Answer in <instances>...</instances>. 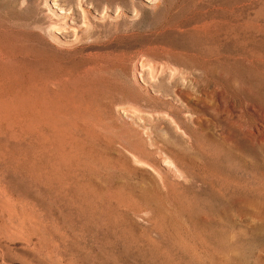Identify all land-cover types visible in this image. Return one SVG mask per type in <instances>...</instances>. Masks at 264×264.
<instances>
[{
	"label": "rangeland",
	"instance_id": "rangeland-1",
	"mask_svg": "<svg viewBox=\"0 0 264 264\" xmlns=\"http://www.w3.org/2000/svg\"><path fill=\"white\" fill-rule=\"evenodd\" d=\"M83 13H84V16L86 14V17H84V21L86 23L83 22V18H82ZM1 21H3V22H1ZM0 23L1 24L3 23L2 25L0 24V26H1L0 30H2V31H0V33L2 32L1 33L2 35L0 34V38L2 37L0 39V49L5 53L10 54L11 60H12L11 63L0 66V70H1V72L5 73V74H10L11 75L10 78H12V79L15 78L14 82H15V80H17L15 82V84L18 86H16L15 89L17 92L19 89V95H20V93L25 92V90H26V94H28V95L29 94L32 95L33 93L36 94V91H38V88L39 89L44 88L45 90L49 89L48 92L50 93V91L53 90L55 87L49 84L50 88H48L44 85V82L45 83H51V82H53V80H56V79L59 80L58 78H60V80L63 78L66 79L68 76V78H67L68 81L71 80V81H76L75 83H78V84H76L77 87L75 86V88L79 91L78 92L79 94L77 95L76 100H78L82 105L84 104V105L91 106V104H92L93 105L92 107H94V106L97 107L98 112L103 113V115H105L107 117H112L113 115L116 116L115 109L116 108L118 109V107L120 106V103L122 104V100H124L126 98H127L126 100H128L130 97V99H132L130 102H132V101L133 102L129 103L128 105L133 104L135 102H136L135 103L136 105H133V107H134L133 109L127 108V110L128 109L130 110V112H129V110L127 111V110L122 109V108H126L128 105L122 104V107H119L120 110L118 109L119 114H121V116L124 119L131 122V125L136 126V127H138L137 125H139L138 129L141 131V133H143L144 137L147 139V142H148L147 149L149 152H151L152 149L155 150V148H159V149L161 148V149H164L165 151L171 153L172 154V155L170 154L171 157L174 158L173 160H175L177 162L180 171H182V172L177 171V169L174 167L173 164L168 165L164 160L161 159L162 156L155 154V157H154V155L152 153H149L147 151V149H146L147 153H145V156H146V154H148V155L145 158V161H148V163L138 162L137 164H139V165H137L136 162L130 163L129 158L131 157L130 156L131 154H129V158H128V153L126 152L127 150H126L125 146H123L124 144L122 142L117 141L118 136L122 135L119 127L116 126L113 122L110 123L108 120L105 121L106 124L104 123V121L102 122V125L103 126L105 125L104 127H102V130H100L101 127H99L101 124H98V127H97V126H94V124H96L95 121H93L91 119H89V120L87 119L86 121L89 122V123H87L85 120L80 119V118L76 122L73 121V123H70V124L69 123L64 124L61 122H58L59 124L54 123L55 126L53 128H52L53 123L51 121H49L51 124H49V122L47 120H46L47 122L46 121H36V122L33 121L35 123L37 130L35 129V126L34 127L32 126L31 123H33V122H25L22 124L19 123V126H18V124L17 125L16 124H10L9 125L7 123H4V124L1 123L2 125L0 124L1 125L0 126V138H1L0 139V149H1L0 150V155H1L0 156V169H1L0 170V191H2L4 194V200L7 203V206H5L0 200V264H51L49 261L50 260L53 261V255H58L62 259L65 258V260L63 259L65 262L64 264H68V263L69 264H264V192H263L264 191V158H263L264 157V154H263L264 153V139H263L264 134H261L262 131L264 133V125H263L264 124V119H263L264 118L263 117L264 116L263 115L264 114L263 113V111H264V0H0ZM87 23L91 24V27H88ZM53 25H54V27H53ZM50 26H51V30L49 29ZM18 33L20 35L22 34L21 36L24 38H22ZM35 33H37L38 35ZM47 33L50 37L47 35ZM11 34H13L12 36H15V37H11ZM8 35H10V36H8ZM18 35H19V37H17ZM20 38H21V40H20ZM36 38H37V40H36ZM39 38H42V40ZM49 38H51V39H49ZM22 39H23V42H22ZM46 40H48V41H46ZM15 41H16L17 45H16ZM50 41H51V43H50ZM27 42H29V43H27ZM31 42H32V44H31ZM13 43H15V44H13ZM21 43H23V44H21ZM38 43L40 44L39 46H38ZM42 43H43V45H42ZM51 44L53 46H55L54 48L52 47L53 50L51 48V46H52ZM42 47L44 49H46V47H47L48 50L47 49L43 50ZM15 48L17 50L19 49L18 50L19 52ZM34 48H37V49H34ZM22 49H23V51H22ZM38 49L39 50L41 49V50L38 51ZM49 49L51 50V52L49 51ZM15 50L17 51V53ZM42 50L45 52H43ZM70 50H71V53H70ZM54 51L56 53H58V54L60 53V54L56 55V53ZM82 51H83V54L85 53V55L82 54ZM73 52H74V54H73ZM77 52H78V54H77ZM14 53L17 55H14ZM68 54H72V56H69ZM75 54H77V55H75ZM80 54L82 56H80ZM22 55H23V57H22ZM44 55H46V56H44ZM54 55L56 57H54ZM88 56H90V57H88ZM42 57H44V58H42ZM28 58H30V59H28ZM54 58H57V59L55 60ZM91 58H94L95 60L91 59ZM64 59L67 61L64 62V64L62 65L63 61H65ZM35 60L37 62H35ZM53 60H55L57 62H54ZM60 60H62V61H60ZM88 60H89V63H91V64L88 63ZM59 62H60V64H59ZM69 62H71V63H69ZM22 64H24V65H22ZM95 64H97L98 66ZM99 64H101V65H99ZM38 65H40V66H38ZM59 65L60 66L62 65L61 68ZM67 65L68 66L72 65L73 68L70 69V67L68 68ZM48 66H49V68H48ZM84 66H85V68H84ZM94 66H96V67H94ZM155 66H157V67H155ZM165 66H166V68L164 69ZM57 67H58V69H57ZM62 68H63V70H62ZM93 68H96V69H93ZM135 68L138 70L136 71ZM155 68H157V69H155ZM26 69H27V71H26ZM28 69H30V70H28ZM90 69H92V70H90ZM89 70H90V72H93V71L97 72V70H98L99 73L97 72L95 74L93 72V74L90 75V73H88ZM101 70H102V72H101ZM149 70L155 71L156 83H155V81H152L150 79V76L148 74ZM174 70L176 71V73ZM39 71H41V72H39ZM46 71H47V73H46ZM51 71H53V72H51ZM54 71H56V72H54ZM60 71H62L64 73V75ZM78 71H80V72H78ZM172 71H173V76H174V77H172V79L174 82L171 79H169L170 76H168V74ZM21 72L22 73L24 72V73L22 74ZM31 72H33V74H31ZM85 72L88 73V74L86 73L87 76H85L86 75ZM34 73L36 75H34ZM53 73L54 74L56 73L57 77H55L56 74L54 75ZM102 73H103V75H102ZM180 73H181V75H180ZM29 74H31V75L29 76ZM37 74H39V75H37ZM78 74H80V75H78ZM131 74L136 76L135 77L136 79H134L135 88H133V89L131 87L132 81L130 80ZM170 74H172V73H170ZM33 75H34V77H33ZM52 75H53V77H52ZM70 75H71V78H69ZM113 75L115 77H113ZM118 75H121V76H119V78H118ZM76 76H78V77H76ZM79 76H81V77H79ZM83 76H84V78H83ZM92 76L97 77V79L93 78V80H92V78H91ZM148 76H149V78H148ZM179 76H181V77L184 76L185 78L184 77L181 78ZM24 77H26L27 79ZM43 77H44V79H43ZM86 77L87 78L90 77L91 80L90 79L87 80ZM112 77L115 78L114 83L117 81L118 84H117V82H116V84L113 83V80H111ZM164 77H166V78H164ZM167 77H168V79H167ZM41 78H42V80H41ZM45 78H47V79L49 78L48 79L49 81ZM85 78L87 81L84 80ZM108 78H109V82H108ZM94 79H96L97 81L96 80L94 81ZM98 79H99V82H98ZM101 79L102 80L104 79V80L102 81ZM119 79L122 81H120ZM161 79L162 80L165 79V80L162 81ZM176 79L179 82H177ZM188 79H190V80H188ZM28 80H29V82H27ZM123 80H125V81L127 80L126 83H125V81L123 82ZM166 80H168V82H170V84H172V85L174 84V86H172L170 84H165ZM18 81H20V82L23 81V82L21 83V85H19L20 82H18ZM88 81H89V83L90 82L91 83L90 84L87 83ZM159 81L161 82L160 85H159V83H157ZM181 81H182V84H181ZM31 82H33V83H31ZM39 82L40 83L42 82V83L39 84ZM119 82L121 85L119 84ZM153 82L155 84H153ZM162 82H163V85H161ZM108 83H110L109 86H108ZM25 84H27V85H25ZM91 84L93 86H91ZM100 84L102 86H100ZM7 85L12 86V84L9 82L8 84L7 83L2 84V87L4 86L5 88H7L8 87ZM38 85H41V86L38 87ZM154 85H156V87ZM85 86L87 89L85 88ZM116 86L118 89L120 87L119 91L117 88H115ZM4 87L2 88V90H0V96L3 95L2 96L3 100L10 102L6 98V96H4V94L2 92V91H4ZM12 87H14V85ZM23 87H25V89ZM90 87H91V89H90ZM128 87L130 90L128 89ZM20 88H22L23 90H21ZM26 88H28V90ZM36 88H37V90L35 91ZM70 88H71L70 86L65 87V90L67 91V92L66 91L65 92L66 93L70 92V90H71ZM98 88H99V90H98ZM29 89L30 90L32 89V90L30 91ZM123 89L126 90V92H127V93L125 92V95L123 94L124 93ZM28 91H30L31 93ZM92 91H94V93H92ZM105 91H107V93ZM129 91H133V92H129ZM109 92H111V93H109ZM108 93L110 95H108ZM177 93L179 95H177ZM120 94L123 96L122 100H121L122 97ZM131 94L133 95V98L131 97L132 96ZM139 94H140V96H139ZM134 95H135V97H134ZM113 96H115V98ZM143 96H144V98H143ZM192 96H194V97L196 96L195 98L193 97L195 100L192 98ZM100 97H101V99H100ZM198 97L200 98V101H202L201 103H199L200 101L196 102ZM105 98H106V101H105ZM209 98H210V100H209ZM215 98H216V101L214 100ZM93 99H95V101H93ZM85 100H86V102H85ZM92 101H93V103H92ZM110 101L111 102L114 101V102L111 103ZM142 101H143V104H142ZM185 102H186V104H185ZM188 102H190V104ZM214 102L217 104H215ZM150 105H151V107H150ZM140 106H142V107H140ZM187 106L189 108H191V111H188L184 108ZM203 106H204V108H203ZM217 106H219V107H217ZM233 106H234V108H233ZM106 107H108V108H106ZM143 107H145L147 109L146 111H145V109H143L145 112L142 111V109H140ZM211 107H212L213 111H212ZM240 107L243 109H241ZM238 108H240V109L238 110ZM162 109L163 110L164 109H166V110L172 109L173 111H176V112H179L180 110L184 111L181 114V117L183 116V118H184L183 121H184L185 128L187 127L186 132L188 134L185 135L183 139H179V141H178V139H175V137H164V136H161L160 134H158L159 133L158 129L160 127L168 125L167 120L169 119V117H167V118L165 117L166 113H161V112H163ZM216 109H217V111H215ZM110 110H111V112H110ZM133 110L137 113L139 112L140 114L139 113L138 114L132 113V112H134ZM152 110H154V117H158V119L155 118V120H154ZM223 110H224V112H223ZM149 111H151V113H149ZM105 112H106V114H104ZM142 112H144V113H142ZM188 112L190 113V116H189ZM239 113H240V115H239ZM148 114L150 115L151 118H153L154 121H150L152 119L149 118ZM217 114L220 116L218 117ZM259 114H260V116H259ZM230 115L234 116L235 118L231 117ZM141 116L143 118H140ZM249 116H251V117H249ZM161 117L162 118L165 117L167 120L165 121V118L162 119ZM190 117H193V118H190ZM246 118H248V119L246 120ZM142 119H144V120H142ZM190 119H192V120L190 121ZM228 119H230V120H228ZM80 120H82V122H80ZM159 120H161V121H159ZM199 120H201V121H199ZM90 121H92V122H90ZM240 121H242V124H244V125H242ZM243 121H244V123H243ZM198 122H200V123H198ZM26 123H27V125H26ZM237 123H238V126H237ZM239 123L244 127L239 125ZM36 124H38V125H36ZM46 124L47 125L49 124V126H46ZM71 124H72V126H71ZM75 124H76V126H74ZM77 124H78V127H77ZM155 124L156 125L159 124V125L155 126ZM223 124L226 126H224ZM247 124H249L250 126ZM251 124L253 125V127H251L252 126ZM13 125L16 127L15 130H14L15 127ZM57 125H59V126H57ZM69 125H70V127H69ZM123 125L124 124H121V126H123ZM28 126H29V128H27ZM89 126L90 127L92 126V127L89 128ZM143 126H144V129H142ZM232 126H234V127L232 128ZM245 126L247 129L245 128ZM5 127L8 129H6ZM123 127H125V125ZM196 127L199 129H197ZM250 127L252 128L253 131L250 130L251 129ZM2 128H4L5 130L3 129L4 130L3 131ZM26 128L30 132L25 133V131H27ZM32 128H34V129H32ZM64 128L66 129L65 130L66 133H67V131L70 133H74V130L76 128L81 129V130L79 131L77 129L79 135H77V130H75L76 135L70 134V133L65 134V132L62 131V129L64 130ZM107 128H108V130H107ZM225 128H226V130H224ZM242 128L244 130L241 131ZM258 128L260 129L259 132H258V130H259ZM17 129L20 130L21 132L20 131L16 132ZM42 129H44V130H42ZM49 129H51L53 131L50 130L51 131V133H50ZM97 129H98V131H96ZM191 129H193V130H191ZM10 130L11 131L14 130V131L11 132ZM70 130H72V132ZM150 130H152V131H150ZM38 131H39V133H38ZM81 131H83V132H81ZM109 131H110V133H109ZM145 131H146V133H145ZM254 131L256 133L253 134ZM5 132H6V134H5ZM15 132L18 134V136H20V138L17 136V134ZM18 132H20V133H18ZM80 132L82 134V137H80V135H81ZM96 132H98V133H96ZM153 132H154V134H153ZM194 132H196V133H194ZM43 133H45V134H43ZM57 133H59L61 135H59ZM114 133H116V134H114ZM19 134H21V135H19ZM50 134H51V136H52V134H53V136L55 135L54 138H56V140L50 139V138H53L50 136ZM83 134H87V135H83ZM104 134L109 135V137L108 136L105 137ZM112 134H114L116 137L113 136ZM189 134L191 135V137L189 136ZM222 134L225 135V137ZM259 134L262 135V137ZM43 135L45 137H42ZM57 135L60 137L63 135L64 137L62 136L60 138V137H57ZM67 135H69L68 138H70V137L71 138L68 139ZM89 135H91V136L88 137ZM193 135L197 136V139ZM247 135H248V137H247ZM23 136L26 139H24ZM30 136H32L33 138ZM34 136H35V138H34ZM101 136H103V137H101ZM149 136H150V138H149ZM159 136H160V138H159ZM230 136H231V138H230ZM238 136H240L241 138ZM257 136H259V137H257ZM3 137H5L7 139V141H6V139H3ZM15 137H17L18 139ZM46 137L49 140L48 139L46 140ZM65 137L67 138V142H66V139H63ZM72 137H76V138L73 139ZM104 137L108 138V139L106 140V139H104ZM185 137L187 139H185ZM37 138L39 139V141H41L40 143L37 140ZM57 138L59 139V141ZM84 138H85V140H84ZM88 138H90V139L95 138L96 140L91 139L93 141V143L100 141L101 142V143L99 142L100 146L98 145V142L91 145L92 141H89L90 139H88ZM114 138L116 139L117 142H115ZM166 138L168 139L167 141H166ZM190 138H191L192 143L190 141ZM203 138H204V140H203ZM15 139H17V142H16L17 144L15 143V141H16ZM21 139H23V140H21ZM109 139L111 142L114 140L115 143L112 142L114 145L111 144L110 141H108ZM24 140H26V141H24ZM60 140L61 141L63 140L64 143L63 142L62 143L64 145H66L67 147L64 146L60 142ZM70 140L73 143L76 140L77 141L79 140V141H78V144L74 143V145H75L74 146ZM45 141H47V143ZM183 141H184V143H183ZM65 142L67 144L70 143L71 145L70 144L67 145V144H65ZM168 142H169V144H168ZM179 142H180V146H178ZM256 142H257V144H256ZM26 143H27L26 146H28V145H29V147L32 145L33 146L30 148L26 147L25 146ZM60 143L62 144L60 146L63 147L64 149H66V151L65 150L62 151L63 148H61V147H59L60 149L58 150V145ZM86 143H88L90 147L88 146V144L85 145ZM102 143H104L106 146ZM109 143H110V146L113 145L114 148L112 146L111 147L112 149H111L109 146ZM116 143L119 144L118 145V146H120L119 148H122L125 151L124 150L122 151V149L119 150L117 145H115ZM172 143H173V145H172ZM181 143H182V145H181ZM188 143H189L190 147H189ZM121 144H123V145H121ZM194 144H195V146H194ZM7 145H9V146L7 147ZM40 146H41V149H40ZM81 146H82V148L80 149ZM95 146H96V148H95ZM98 146H99V148H98ZM101 146H103V147L101 148ZM13 147H15V148H13ZM51 147H52V149H51ZM54 147H55V149H54ZM76 147H78L79 149ZM104 147H107V148H104ZM179 147H181L183 150H181V148L179 149ZM16 148H18V149L22 148L23 150L20 151ZM32 148H33V150H32ZM70 148H72V149H70ZM84 148L87 149L88 151L85 150ZM2 149H4V150H2ZM9 149H10V151H9ZM46 149H47V151L49 150L50 156H49V153L46 151ZM69 149L71 150L72 153H70ZM114 149H116V150H114ZM13 150H15V151L18 150V151L15 152ZM52 150L53 151L58 150V151L53 152ZM80 150L83 151L82 155H81L82 151L80 152ZM24 151L27 153L28 157ZM36 151H37V153H34ZM40 151L42 153H40ZM75 151H77V152H75ZM199 151H200V153H198ZM18 152H20V153H18ZM30 152H32L33 155ZM51 152H53L54 154ZM58 152H60L61 154ZM65 152H67L65 156L68 157L70 155V157L67 158L70 160V162H69V160L64 161L65 163L67 162L68 165L63 163V160H66L65 156L63 157V154H65ZM73 152H75V153H73ZM86 152H88V153H86ZM94 152L96 154H94ZM108 152H110V153H108ZM112 152H113V155H112ZM123 152L127 153V154L125 153V155H124L125 157L123 156V154H124ZM187 152L189 155L187 154ZM4 153H5V155H4ZM22 153L25 155H22ZM55 153L56 154L58 153V156H60L61 158L60 157L58 158V156L55 155ZM99 153L101 156L99 155ZM120 153H122V155ZM34 154H35V156H34ZM72 154L74 157L72 156ZM118 154H120V155L118 156ZM44 155L49 156V160H48V157L45 158L46 156L44 157ZM84 155H85V157H84ZM201 155H203V156H201ZM30 156H31V158H30ZM79 156L81 157V159ZM87 156L89 158L91 156H93V157H91L89 160V158ZM111 156H113V157H111ZM148 156H150V158ZM2 157H3V159H2ZM7 157L9 159L6 160L5 158H7ZM72 157H73V159H72ZM94 157H95V161H93ZM32 158L37 163H34L32 161L33 160ZM75 158L80 159V160H74ZM188 158H190V159H188ZM44 159H45V161L43 163ZM46 159L48 160V162L51 160L54 164L51 163V165H50L49 163L51 161L48 163ZM57 159L60 160L61 163H60V161H56ZM105 159H106V161H105ZM153 159H155V160H153ZM158 159H161V161L158 162ZM14 160H15V162H13ZM30 160L32 162H30ZM38 160L40 161V164H38L39 163ZM120 160H121V162H120ZM185 160H187V161H185ZM41 161H42V163H41ZM75 161H76V163H75ZM152 161H153V163H152ZM25 162H28L27 163L28 167L26 166ZM57 162H59L61 164V166H60L61 168L59 167L60 164ZM70 163H71V166H70ZM89 163H90V165H89ZM45 164H46V166H45ZM55 164H57L56 167L58 166L57 167L58 169L55 167ZM77 164H78V166H77ZM97 164H98V166H97ZM36 165L39 167H37ZM52 165H54V167ZM79 165L81 167H83V170L85 168V171H83L81 169V167H79ZM101 165H102V167H101ZM30 166H32V167L30 168ZM40 166L42 168H40ZM68 166H70L71 168L67 169ZM74 166H76V167H74ZM106 166H107V168H106ZM110 166H112V167L116 166V167L112 168ZM157 166L159 167L158 169H161V167H162V169H164V171H162V172H160V170L156 169L160 172V174H159L160 177H162V176L164 178L166 177L165 179L170 183L169 185H171V183H172L171 186L172 187L176 186L178 190L176 189V187H174V192L171 193L173 191V188H172V190L170 189L171 186H169L170 188L169 187L163 188L162 185L160 184L161 182L159 183L158 181H156L154 179L153 174L158 175V173L154 170L155 169L154 167L157 168ZM182 166L184 167L183 169H182ZM44 167H46V169H44ZM90 167H92V168L90 169V171H88ZM77 168H79V171L77 170ZM35 169H37V170H35ZM74 169H76V170H74ZM103 169H104V171H103ZM50 170H51V172H50ZM91 170H92V172H91ZM30 171L31 172L33 171V172L30 173ZM37 171H39V172H37ZM66 171H68V172H66ZM125 171H129V172L127 173ZM23 172H25V173H23ZM34 172H35V175H34ZM79 172L80 173L82 172V173L80 174ZM83 172H84V174H83ZM86 172L87 173L89 172V175ZM97 172L98 173L101 172V173L98 174ZM153 172H155V173H153ZM70 173H73L75 175L73 176V174L71 175ZM111 173H112V175H111ZM131 173H133V174H131ZM167 173H168V175H167ZM215 173H216V176H215ZM16 174H17V176H16ZM78 174H80V176ZM90 174L93 175L94 177L91 176ZM116 174H120V177L119 176L117 177ZM121 174L123 177L121 176ZM164 174H166V175H164ZM19 175H21V176L19 177ZM27 175H29V176L27 177ZM76 175H78V176H76ZM109 175H110V178L112 177L111 179L109 178ZM140 175H143L142 178ZM181 175H183L185 179L183 178V176L181 177ZM34 176H35V178H34ZM44 176H46V177H44ZM67 176H68V179H70V181L67 179ZM83 176H85V178ZM130 176L133 178H130ZM169 176H171V177L168 178ZM196 176H198V178ZM74 177L76 180L74 179ZM178 177H180V178H178ZM212 177H213V179H212ZM37 178H38V180H37ZM45 178H46V180H45ZM106 178H108V180ZM120 178H122V179H120ZM175 178H176V180H175ZM81 179H82V181H81ZM89 179L91 180V182L89 181ZM99 179H102L105 182H102V180L100 181ZM116 179H118V180H116ZM194 179L196 180L195 182H193ZM30 180L32 182H29ZM43 180H45V181H43ZM50 180L52 181L51 184L49 183ZM71 180H72V182H71ZM126 180H128V181H126ZM136 180H138V181H136ZM173 180H174V182H172ZM216 180H218V182ZM11 181H12V183H11ZM33 181L35 184L33 183ZM41 181H43L44 184H42L43 182L41 183ZM116 181H118V182H116ZM142 181H143V183H141ZM28 182L30 183V185L28 184ZM106 182H110V185H109V183H106ZM204 182H207L208 184L204 183ZM37 183H38V185H37ZM65 183H66V186H65ZM68 183H69V185H67ZM98 183H99V185H98ZM103 183L105 186L103 185ZM121 183H122V185H121ZM182 183L184 186L182 185ZM13 184L15 185V189H13L14 188ZM62 184H64V187ZM84 184H85V187H84ZM128 184L130 186H128ZM150 184H152V185H150ZM186 184H187V187H185ZM202 184H204V185H202ZM16 185H17V187H16ZM25 185H27V186H25ZM34 185H35V189H34ZM44 185H46V186H44ZM55 185H56V187H55ZM78 185H80V186H78ZM31 186H32V188H31ZM37 186H38V188H37ZM72 186H74V188H75L74 190L72 189L73 188ZM96 186H98V187H96ZM99 186H100V188H99ZM188 186H190V187H188ZM41 187L43 189H41ZM44 187H46V189ZM78 187H80L81 189ZM87 187H89L90 189L89 188L87 189ZM180 187L182 189H180ZM17 188L18 189L22 188V189L18 190ZM55 188L57 189L56 192H55V190H56ZM93 188H95V189H93ZM160 188L163 189L164 191L161 190ZM167 188H169V189H167ZM185 188H186V190H185ZM48 189L49 190L51 189V193ZM153 189H154V192H153ZM17 190L19 191V194H18ZM64 190H65V192H64ZM89 190H91V191L88 192ZM103 190H104V192H103ZM166 190H168V191H166ZM181 190H182V192L184 191L186 194H184V192H183L184 195L183 194L180 195ZM227 190L230 191V194L227 192ZM27 191H28V193H27ZM38 191L41 195H39V193H37ZM42 191H44V192L42 193ZM66 191H68V192L66 193ZM82 191L84 192L83 195H86L87 199L89 197L88 200L85 199V196H82V194H81V193H83ZM159 191H161V192H159ZM60 192H61V194H60ZM162 192L164 194H162ZM224 192H225V194H224ZM47 193L49 196L47 195ZM72 193L74 194L75 197L72 195ZM87 193H88V196H87ZM92 193H94L93 196H95V197L92 196ZM238 193L241 195H239ZM12 194L14 195L15 198L12 196ZM22 194H24V196H22ZM68 194H71L70 197ZM131 194H134V195H131ZM155 194H156V196H155ZM190 194L191 195L193 194V195L190 197ZM245 194H247L246 195L247 197L245 196ZM99 196L102 197V199ZM193 196L195 199H193ZM244 196H245V198H244ZM52 197H53V199H52ZM153 197L156 199L155 200L156 202L154 201ZM251 197L254 199L255 202L251 201V200H253ZM256 197H259V198H257L258 200L261 199V200H259L260 201L259 203L257 202L258 200L256 199ZM79 198L80 199L83 198V199L80 200ZM90 198L92 200H90ZM96 198H97V200L99 199L98 200L99 202L96 200ZM107 198H109V199H107ZM188 198H190V199H188ZM249 198H250V203L248 204ZM54 199H56V200L53 201ZM67 199H69L70 201H68ZM27 200H29V201H27ZM45 200H47V201H45ZM109 200H110V202H109ZM114 200H116V201H114ZM197 200L199 203L197 202ZM21 201L24 203H21ZM31 201H33V202L31 203ZM60 201L62 202V204L63 203L64 204L62 205ZM81 201L84 205L81 203ZM245 201L247 202V203H245V204H247L246 207L243 205L244 204L243 202H245ZM29 202H30V204H28ZM68 202H70V203L68 204ZM96 202L99 203V204H97L98 206H96V204H95ZM173 202H175V203L172 204ZM33 203H34V206H33ZM71 203H72V205H71ZM73 203H74V205H73ZM105 203H107L108 205L106 206ZM115 203H117L118 205ZM186 203H187V205H186ZM193 203H194V205H193ZM253 203H255V206H253ZM89 204H91V205H89ZM256 204H258V205H256ZM22 205H24V206H22ZM101 205H103V206L105 205V207L103 208ZM55 206H58V207L56 208ZM108 206H110V207H108ZM195 206H197V207H195ZM157 207H158V209H157ZM202 207H203V210H202ZM101 208L103 210H105V212L103 211V213H105V214L102 213ZM108 208H110V209H108ZM171 208H174L175 211ZM178 208H179V210H178ZM199 208H200V210H199ZM24 209H25V211H24ZM39 209H41V210H39ZM66 209H68V210H66ZM72 209H74L76 212L78 211V214L75 211L73 212ZM95 209H96V211H95ZM113 209H115V211L118 210L117 212H119L120 214L115 212ZM195 209H196V211H195ZM46 210L47 211L49 210L48 213ZM63 210H66V212ZM81 210H83L82 213H81ZM106 210H109V211L112 210V212L108 213L109 211L107 212ZM250 210H252V211H250ZM123 211L125 213H122ZM199 211H201V212L199 213ZM4 212H5V214H4ZM63 212H64V214H63ZM90 212H92V213H90ZM176 212L180 213V215L177 214ZM247 212H249V213H247ZM93 213H95V214H93ZM181 213H182V215H181ZM251 213H253V214H251ZM86 214H87V217H86ZM101 214H102V216H101ZM112 214H113V216H112ZM124 214H126V215H124ZM174 214H177V215L174 216ZM249 214H251V215H249ZM88 215H90V217ZM120 215L122 218H120ZM146 215H147V217H146ZM11 216L14 218V220L10 219ZM64 216H66V217H64ZM93 216H95V218L96 217L97 218L96 219L92 218ZM148 216H150V217L148 218ZM8 217H9V219L7 220ZM113 217H115V218H113ZM137 217L140 221L137 219ZM140 217H142L141 218L142 220L140 219ZM144 217H146V218H144ZM76 218H77V221H76ZM106 218L107 219L109 218V221ZM118 218H119V220H118ZM126 218H127V221H126ZM82 219H84L86 222L84 221L82 223ZM110 219H112L111 220L113 222V223L111 222L112 224L110 223ZM113 219H117V221H114ZM121 219L122 220L124 219V220L120 221ZM145 219H146L147 224L150 225L149 227L147 226ZM90 220H92V221L90 222ZM101 220L102 221L104 220V221L102 222ZM107 221H108V223H107ZM92 222H93V224H92ZM94 222H96L97 224L96 223L94 224ZM122 222H125V223H122ZM73 223H75V224H73ZM109 223H110V226H109ZM120 223L122 225H120ZM129 223H130V227H129ZM35 224H36V226H34ZM67 224L68 225L70 224L69 225L70 227ZM104 224H106V225L104 226ZM123 224H127L129 228L127 227V225L123 226ZM186 224H187V226H186ZM10 225L17 228V229H21L25 234H29L30 239H32L31 245H28L25 241H23L21 239H16V238H13L10 236L8 237L5 230H7ZM152 225H153V227H152ZM87 226H90V227H87ZM106 226L109 227V229ZM114 226H115V228H114ZM61 227H62V229H61ZM69 228H70V230H69ZM90 228L92 231L90 230ZM105 228H106V230H108V232L105 230ZM111 229H112V231H110ZM122 229H123V231H122ZM154 229H157V230H154ZM98 230H99V232H97ZM119 230H120V232H119ZM146 230H148L147 233H146ZM127 231H129L128 232L129 234H126ZM56 232H59V233H56ZM148 232L149 233L151 232V234H149ZM180 232H181V234H180ZM47 233H48V236H47ZM113 233H115V234H113ZM131 233L134 235H132ZM157 233L160 235H158ZM81 234H82V236H80ZM101 234H102V236H101ZM111 234H113V235H111ZM85 235H88V236H85ZM149 235H153V236H149ZM194 235L197 238H195ZM84 236L86 237V239ZM89 236L92 237L93 243H91V240H90L91 238ZM82 237H84V238L82 239ZM150 237H152V240ZM167 237H168V239H167ZM156 238H158L161 243ZM203 238H205V239H203ZM96 239H98V240H96ZM35 240L37 241V243ZM50 240H51V242H50ZM83 240H85V242ZM154 240H156L157 242ZM206 240H208V241H206ZM54 241H56L58 243H56ZM60 241L63 245L65 244L64 245L65 248H64V246H62L63 248L60 247L61 246ZM201 241H202V243H201ZM214 242H215V245H214ZM157 243L161 244V247ZM57 244H59L58 249L56 248L58 246ZM147 244H149L148 245L149 248H148ZM162 244L164 245L165 248L164 247L162 248V246H163ZM171 244L173 246H170ZM217 244H219V245H217ZM68 245L70 247L69 248L70 250L68 249ZM87 245H89V247ZM165 245H169V246H165ZM136 248H138V249L136 250ZM162 249H164V250H162ZM167 249H168V252H167ZM154 250H155V252H154ZM206 250H208V251H206ZM213 250L215 251V253H217L219 255H216L213 252ZM216 250H217V252H216ZM218 250L221 253L218 252ZM66 252L68 255L66 254ZM162 253H163V255H162ZM61 254L63 255V257ZM65 254H66V256H65ZM182 255H183V257H182ZM202 255H204L205 257ZM72 256H73V258H72ZM218 257H219V259H218ZM71 259L72 260L74 259L73 262ZM70 262H72V263H70ZM52 264H53V262H52Z\"/></svg>",
	"mask_w": 264,
	"mask_h": 264
},
{
	"label": "bare ground",
	"instance_id": "bare-ground-1",
	"mask_svg": "<svg viewBox=\"0 0 264 264\" xmlns=\"http://www.w3.org/2000/svg\"><path fill=\"white\" fill-rule=\"evenodd\" d=\"M23 2V1H22ZM49 17V16H48ZM84 17H86V14H85V16H84V13L82 14V18H83V22H85L84 21ZM14 20V19H13ZM1 22H3V21H1ZM86 23V22H85ZM1 24V23H0ZM3 24V23H2ZM1 24V25H2ZM226 24V23H225ZM47 25V24H46ZM51 25V24H50ZM87 25H88V27H91V24H89V23H87ZM52 26V25H51ZM51 26H50V30H51ZM1 27V26H0ZM49 27V26H48ZM47 27V28H48ZM53 27H54V25H53ZM66 27V26H65ZM4 28V27H3ZM58 28V27H57ZM6 29V28H5ZM4 29V30H5ZM10 30V29H9ZM0 31H2V30H0ZM12 31V30H11ZM29 31V30H28ZM48 31V30H47ZM7 32V31H6ZM39 32V31H38ZM2 33V32H1ZM0 33V34H1ZM10 33V32H9ZM8 33V34H9ZM17 33V32H16ZM33 33V32H32ZM52 33V32H51ZM14 34V33H13ZM13 34H11V37H15V36H12ZM19 34V33H18ZM35 34H37V33H35ZM2 35V34H1ZM4 35V34H3ZM6 35V34H5ZM16 35V34H15ZM20 35V34H19ZM19 35L17 36V37H19ZM22 35V34H21ZM20 35V36H21ZM38 35V34H37ZM46 35V34H45ZM47 35H48V33H47ZM8 36H10V35H8ZM7 36V37H8ZM49 36V35H48ZM163 36V35H162ZM22 37V36H21ZM40 37V36H39ZM47 37V36H46ZM50 37V36H49ZM2 38V37H1ZM0 38V39H1ZM5 38V37H4ZM10 38V37H9ZM22 38H24V37H22ZM35 38V37H34ZM38 38V37H37ZM37 38H36V40H37ZM8 39V38H7ZM13 39V38H12ZM19 39V38H18ZM28 39V38H27ZM31 39V38H30ZM39 39H41L42 40V38H39ZM49 39H51V38H49ZM20 40H21V38H20ZM19 40V41H20ZM34 40V39H33ZM40 40V41H41ZM39 41V42H40ZM46 41H48V40H46ZM4 42V41H3ZM22 42H23V39H22ZM38 42V41H37ZM10 43V42H9ZM15 43H16V41H15ZM15 43H13V44H15ZM25 43V42H24ZM27 43H29V42H27ZM50 43H51V41H50ZM7 44V43H6ZM21 44H23V43H21ZM31 44H32V42H31ZM35 44V43H34ZM45 44V43H44ZM49 44V43H48ZM116 44V43H115ZM114 44V45H115ZM221 44V43H220ZM8 45V44H7ZM16 45H17V43H16ZM40 44L38 43V46H39ZM42 45H43V43H42ZM46 45V44H45ZM52 45V44H51ZM20 46V45H19ZM24 46V45H23ZM31 46V45H30ZM29 46V47H30ZM48 46V45H47ZM50 46V45H49ZM123 46V45H122ZM227 46V45H226ZM36 47V46H35ZM44 47V46H43ZM42 47V48H43ZM54 48L55 46H51V48ZM255 47V46H254ZM33 48V47H32ZM50 48V47H49ZM50 48V49H51ZM53 48H52V50H53ZM16 49V48H15ZM34 49H37V48H34ZM46 49H47V47H46ZM46 49H44L43 48V50H46ZM49 49V51L51 52V50ZM56 49V48H55ZM60 49V48H59ZM71 49V48H70ZM17 50V49H16ZM15 50V51H16ZM19 50V49H18ZM17 50V51H18ZM21 50V49H20ZM41 50V49H40ZM39 49H38V51H40ZM42 50V51H43ZM48 50V49H47ZM88 50V49H87ZM164 50V49H163ZM14 51V52H15ZM17 51H16V53H17ZM22 51H23V49H22ZM56 51V50H55ZM54 51V52H55ZM64 51V50H63ZM69 51V50H68ZM77 51V50H76ZM19 52V51H18ZM34 52V51H33ZM43 52H45V51H43ZM53 52V53H54ZM65 52V51H64ZM13 53V52H12ZM38 53V52H37ZM48 53V52H47ZM56 53V52H55ZM54 53V54H55ZM70 53H71V50H70ZM80 53V52H79ZM89 53V52H88ZM40 54V53H39ZM43 54V53H42ZM46 54V53H45ZM51 54V53H50ZM58 53H56V55H57ZM60 54V53H59ZM58 54V55H59ZM73 54H74V52H73ZM77 54H78V52H77ZM77 54H75V55H77ZM82 54H83V51H82ZM13 55V54H12ZM14 55H17V54H15L14 53ZM19 55V54H18ZM67 55V54H66ZM69 56H72V54H68ZM74 55V56H75ZM83 55H85V53L83 54ZM95 55V54H94ZM236 55V54H235ZM35 56V55H34ZM44 56H46V55H44ZM61 56V55H60ZM65 56V55H64ZM80 56H82L81 54H80ZM91 56V55H90ZM90 56H88V57H90ZM19 57V56H18ZM22 57H23V55H22ZM48 57V56H47ZM54 57H56L55 55H54ZM58 57V56H57ZM66 57V56H65ZM76 57V56H75ZM93 57V56H92ZM146 57V56H145ZM239 57V56H238ZM248 57V56H247ZM31 58V57H30ZM30 58H28V59H30ZM42 58H44V57H42ZM64 58V57H63ZM68 58V57H67ZM70 58V57H69ZM77 58V57H76ZM96 58V57H95ZM139 58V57H138ZM24 59V58H23ZM46 59V58H45ZM48 59V58H47ZM55 60L57 59V58H54ZM59 59V58H58ZM66 59V58H65ZM64 59V60H65ZM80 59V58H79ZM86 59V58H85ZM88 59V58H87ZM91 59H94V58H91ZM90 59V60H91ZM55 60H53L54 62H57V61H55ZM63 60V59H62ZM62 60H60V61H62ZM95 60V59H94ZM97 60V59H96ZM11 55L10 54H7V53H5V52H3L1 49H0V66H2V65H6V64H9V63H11ZM14 61V60H13ZM67 60H65V61H63V63H62V65L64 64V62H66ZM70 61V60H69ZM74 61V60H73ZM77 61V60H76ZM75 61V62H76ZM98 61V60H97ZM96 61V62H97ZM137 61V60H136ZM235 61V60H234ZM16 62V61H15ZM34 62V61H33ZM35 62H37L36 60H35ZM34 62V63H35ZM44 62V61H43ZM53 62V63H54ZM99 62V61H98ZM138 62V61H137ZM22 63V62H21ZM24 63V62H23ZM47 63V62H46ZM68 63V62H67ZM69 63H71V62H69ZM88 63H89V60H88ZM112 63V62H111ZM131 63V62H130ZM144 63V62H143ZM32 64V63H31ZM38 64V63H37ZM44 64V63H43ZM52 64V63H51ZM57 64V63H56ZM59 64H60V62H59ZM89 64H91V63H89ZM88 64V65H89ZM93 64V63H92ZM98 64V63H97ZM97 64H95V65H97ZM252 64V63H251ZM20 65V64H19ZM22 65H24V64H22ZM61 65V66H62ZM99 65H101V64H99ZM133 65V64H132ZM137 65V64H136ZM17 66V65H16ZM32 66V65H31ZM38 66H40V65H38ZM44 66V65H43ZM60 66V65H59ZM61 66H60V68H61ZM68 66V65H67ZM72 66V65H71ZM71 66H68V68L70 67V69L71 68H73V66L71 67ZM98 66V65H97ZM34 67V66H33ZM54 67V66H53ZM87 67V66H86ZM94 67H96V66H94ZM102 67V66H101ZM130 67V66H129ZM133 67V66H132ZM137 67V66H136ZM154 67V66H153ZM155 67H157V66H155ZM168 67V66H167ZM177 67V66H176ZM180 67V66H179ZM29 68V67H28ZM35 68V67H34ZM48 68H49V66H48ZM65 68V67H64ZM67 68V67H66ZM84 68H85V66H84ZM100 68V67H99ZM103 68V67H102ZM109 68V67H108ZM131 68V67H130ZM166 68V66L164 67V69ZM23 69V68H22ZM21 69V70H22ZM43 69V68H42ZM57 69H58V67H57ZM88 69V68H87ZM93 69H96V68H93ZM107 69V68H106ZM132 69V68H131ZM136 69V68H135ZM134 69V70H135ZM155 69H157V68H155ZM154 69V70H155ZM160 69V68H159ZM158 69V70H159ZM163 69V68H162ZM215 69V68H214ZM24 70V69H23ZM22 70V71H23ZM28 70H30V69H28ZM41 70V69H40ZM62 70H63V68H62ZM90 70H92V69H90ZM90 70H89V72L88 73H90V75L91 74H93V72L96 74L97 72H98V70H97V72H95V71H93V72H90ZM105 70V69H104ZM133 70V69H132ZM138 69H136V71H137ZM208 70V69H207ZM26 71H27V69H26ZM45 71V70H44ZM49 71V70H48ZM76 71V70H75ZM88 71V70H87ZM175 71V70H174ZM25 72V71H24ZM23 72V73H24ZM36 72V71H35ZM39 72H41V71H39ZM38 72V73H39ZM51 72H53V71H51ZM54 72H56V71H54ZM60 72H62V71H60ZM78 72H80V71H78ZM101 72H102V70H101ZM104 72V71H103ZM108 72V71H107ZM133 72V71H132ZM22 73V72H21ZM22 73V74H23ZM30 73V72H29ZM46 73H47V71H46ZM63 73V72H62ZM72 73V72H71ZM74 73V72H73ZM87 72H85V74H86ZM87 73V74H88ZM99 73V72H98ZM131 73V72H130ZM159 73V72H158ZM157 73V74H158ZM170 73H172V74H170ZM169 74H168V76H170L169 77V79H171L172 81H173V79H172V77H174L173 76V71L172 72H170ZM175 73H176V71H175ZM186 73V72H185ZM31 74H33V72H31ZM31 74H29V76L31 75ZM54 74V73H53ZM56 74V73H55ZM54 74V75H55ZM61 74V73H60ZM87 74L85 75V76H87ZM105 74V73H104ZM114 74V73H113ZM149 76H150V79L152 80V81H155L156 80V76H155V71H152V70H149ZM179 74V73H178ZM26 75V74H25ZM34 75H36L35 73H34ZM34 75H33V77H34ZM37 75H39V74H37ZM59 75V74H58ZM63 75H64V73H63ZM67 75V74H66ZM74 75V74H73ZM77 75V74H76ZM78 75H80V74H78ZM89 75V76H90ZM102 75H103V73H102ZM175 75V74H174ZM180 75H181V73H180ZM224 75V74H223ZM17 76V75H16ZM47 76V75H46ZM95 76V75H94ZM98 76V75H97ZM119 76H121V75H118V78H119ZM149 76H148V78H149ZM165 76V75H164ZM11 77V75L10 74H5V73H3V72H1V70H0V90H2V88L4 87H2V84H8L9 82L12 84V86L14 85V87H12L11 85L9 86V85H7L8 87L7 88H5L4 87V91H2L3 92V94H4V96H6V98L10 101V102H8V101H4L3 100V95L2 96H0V124L1 123H7V124H18V126H19V123H25V122H36V121H51L52 123H53V126H52V128L55 126V124L57 123V124H59L58 122H61V123H73V121H77L79 118L80 119H83V120H89V119H91V120H93V121H95V123L97 124H94V126H97L98 127V124H101L102 125V122L104 121V123H105V121L106 120H108L110 123H114L116 126H118L119 127V129H120V132L122 133V135L121 136H118V139H117V141H119V142H122L123 144H121V145H123V146H125V148H126V152L128 153V158H129V154H131L130 156V163H135L136 162V164L138 163V162H146V163H148V161H145V158L147 157V155L148 154H146V156H145V153H147V151H148V149H147V145H148V142H147V139L144 137V135H143V133H141V131L138 129V127H139V125H137L138 127H136V126H133V125H131V122H129V121H127L126 119H124L122 116H121V114H119V107H122V104H126V105H128L129 103H132V102H130L132 99H130V97H129V99L128 100H126V99H124V100H122L123 99V96L121 95V100H122V104L120 103V106L118 107V109L116 108L115 109V112H116V116L115 115H113L112 117H107V116H105V115H103V113H99L98 112V108L97 107H92L93 105L91 104V106H88V105H82L78 100H76V98H77V95L79 94L78 92V90L75 88V86L77 87V85L76 84H78V83H75L76 81H71V80H69L68 81V76H67V80L65 79V78H63V79H61L60 80V78H58L59 80H57L56 78V80H53V82H51V83H45L44 82V85L46 86V87H48V88H50V85H52V86H54L55 88L53 89V90H51L50 91V93L48 92V90H45L44 88H42V89H39L38 88V91H36L37 90V88L35 89V91H36V94L35 93H33L32 95L31 94H26V90H25V92H23V93H20V95H19V89H18V92L16 91V86H18V85H16L15 84V82L17 81V80H15V82H14V79L15 78H10ZM15 77V76H14ZM28 77V76H27ZM32 77V76H31ZM36 77V76H35ZM40 77V76H39ZM52 77H53V75H52ZM55 77H57V74H56V76ZM63 77V76H62ZM75 77V76H74ZM76 77H78V76H76ZM79 77H81V76H79ZM113 77H115L114 75H113ZM112 77V79L111 80H113V83H114V79L115 78H113ZM136 76L135 75H133V74H131V87H132V89L133 88H135V86H134V84H135V81H134V79H136L135 78ZM179 77H181V76H179ZM182 77H184V76H182ZM181 77V78H182ZM202 77V76H201ZM24 78H26V77H24ZM69 78H71V75L69 76ZM83 78H84V76H83ZM82 78V79H83ZM87 78V77H86ZM86 78L84 79V80H86ZM92 78V80H93V78H96L97 79V77H91ZM99 78V77H98ZM164 78H166V77H164ZM185 78V77H184ZM187 78V77H186ZM23 79V78H22ZM21 79V80H22ZM27 79V78H26ZM29 79V78H28ZM35 79V78H34ZM43 79H44V77H43ZM45 79H47V78H45ZM49 79V78H48ZM47 79V80H48ZM88 79H90V77L89 78H87V80ZM96 79H94V81L96 80ZM124 79V78H123ZM167 79H168V77H167ZM180 79V78H179ZM32 80V79H31ZM37 80V79H36ZM40 80V79H39ZM41 80H42V78H41ZM75 80V79H74ZM86 80V81H87ZM91 80V79H90ZM89 80V81H90ZM102 80V79H101ZM104 80V79H103ZM102 80V81H103ZM120 80V79H119ZM128 80V79H127ZM126 80V81H127ZM162 80V79H161ZM160 80V81H161ZM165 80V79H164ZM164 80H162V81H164ZM170 80V81H171ZM177 80V79H176ZM184 80V79H183ZM188 80H190V79H188ZM192 80V79H191ZM210 80V79H209ZM33 81V80H32ZM46 81V80H45ZM49 81V80H48ZM52 81V80H51ZM89 81L87 82V83H89ZM97 81V80H96ZM106 81V80H105ZM116 81V80H115ZM120 81H122V80H120ZM125 80H123V82H124ZM126 81H125V83H126ZM157 82V83H159V85H160V83L161 82ZM185 81V80H184ZM18 82H20V81H18ZM23 82V81H22ZM22 82H20V84L19 85H21V83ZM27 82H29V80L27 81ZM98 82H99V79H98ZM97 82V83H98ZM108 82H109V78H108ZM111 82V81H110ZM117 82V81H116ZM116 82L114 83V84H116ZM130 82V81H129ZM174 82V81H173ZM177 82H179L178 80H177ZM186 82V81H185ZM203 82V81H202ZM209 82V81H208ZM31 83H33V82H31ZM42 83V82H41ZM40 82H39V84H41ZM75 83V84H74ZM91 83V82H90ZM89 83V84H90ZM95 83V82H94ZM105 83V82H104ZM155 83H156V81H155ZM154 82H153V84H155ZM184 83V82H183ZM189 83V82H188ZM29 84V83H28ZM50 84V85H49ZM88 84V85H89ZM109 84L110 83H108V86H109ZM117 84H118V82H117ZM119 84H120V82H119ZM128 84V83H127ZM165 84H170V82H168V80H166V82H165ZM164 84V85H165ZM178 84V83H177ZM181 84H182V81H181ZM196 84V83H195ZM24 85V84H23ZM22 85V86H23ZM25 85H27V84H25ZM30 85V84H29ZM28 85V86H29ZM43 85V84H42ZM84 85V84H83ZM96 85V84H95ZM121 85V84H120ZM157 85V84H156ZM156 85H154L155 87H156ZM161 85H163V82H162V84ZM170 85H172V84H170ZM192 85V84H191ZM206 85V84H205ZM6 86V85H5ZM39 86H41V85H38V87ZM67 86H70L71 88V90H70V92H68V93H66L67 91L65 90V87H67ZM91 86H93L92 84H91ZM100 86H102L101 84H100ZM107 86V87H108ZM114 86V85H113ZM126 86V85H125ZM130 86V85H129ZM158 86V85H157ZM172 86H174V84L172 85ZM26 87V86H25ZM25 87H23L24 89H25ZM30 87V86H29ZM32 87V86H31ZM89 87V86H88ZM97 87V86H96ZM99 87V86H98ZM104 87V86H103ZM111 87V86H110ZM167 87V86H166ZM205 87V86H204ZM85 88H86V86H85ZM101 88V87H100ZM105 88V87H104ZM103 88V89H104ZM115 88H117V86L115 87ZM125 88V87H124ZM158 88V87H157ZM173 88V87H172ZM179 88V87H178ZM21 90H23L22 88H20ZM27 90H28V88H26ZM47 89V88H46ZM84 89V88H83ZM87 89V88H86ZM90 89H91V87H90ZM96 89V88H95ZM107 89V88H106ZM112 89V88H111ZM118 89V88H117ZM119 89H120V87H119ZM119 89H118V91H119ZM128 89H129V87H128ZM161 89V88H160ZM171 89V88H170ZM174 89V88H173ZM183 89V88H182ZM6 90V91H5ZM30 90V89H29ZM32 90V89H31ZM30 90V91H31ZM89 90V89H88ZM98 90H99V88H98ZM105 90V89H104ZM108 90V89H107ZM115 90V89H114ZM130 90V89H129ZM136 90V89H135ZM138 90V89H137ZM30 91H28V92H30ZM34 91V90H33ZM34 91V92H35ZM66 91V92H65ZM82 91V90H81ZM110 91V90H109ZM123 91H124V95H125V92H126V90H124L123 89ZM128 91V90H127ZM146 91V90H145ZM175 91V90H174ZM255 91V90H254ZM18 94H17V93ZM88 92V91H87ZM91 92V91H90ZM106 93H107V91H105ZM104 92V93H105ZM112 92V91H111ZM111 92H109V93H111ZM129 92H133V91H129ZM139 92V91H138ZM173 92V91H172ZM250 92V91H249ZM31 93V92H30ZM92 93H94V91H92ZM91 93V94H92ZM108 93V95H110ZM114 93V92H113ZM118 93V92H117ZM127 93V92H126ZM147 93V92H146ZM188 93V92H187ZM186 93V94H187ZM90 94V95H91ZM103 94V93H102ZM116 94V93H115ZM114 94V95H115ZM129 94V93H128ZM234 94V93H233ZM85 95V94H84ZM83 95V96H84ZM132 95V94H131ZM137 95V94H136ZM144 95V94H143ZM176 95V94H175ZM177 95H179L178 93H177ZM188 95V94H187ZM226 95V94H225ZM255 95V94H254ZM82 96V97H83ZM93 96V95H92ZM104 96V95H103ZM107 96V95H106ZM116 96V95H115ZM115 96H113L114 98H115ZM118 96V95H117ZM128 96V95H127ZM139 96H140V94H139ZM184 96V95H183ZM190 96V95H189ZM94 97V96H93ZM132 98H133V95L131 96ZM134 97H135V95H134ZM137 97V96H136ZM194 96H192V98H193ZM196 97V96H195ZM194 97V98H195ZM216 97V96H215ZM90 98V97H89ZM95 98V97H94ZM103 98V97H102ZM143 98H144V96H143ZM187 98V97H186ZM193 98V99H194ZM204 98V97H203ZM222 98V97H221ZM100 99H101V97H100ZM136 99V98H135ZM139 99V98H138ZM176 99V98H175ZM188 99V98H187ZM186 99V100H187ZM197 99V98H196ZM199 99V100H198ZM198 99H197V101L196 102H199L200 101V98L198 97ZM246 99V98H245ZM83 100V99H82ZM92 100V99H91ZM120 100V99H119ZM140 100V99H139ZM177 100V99H176ZM195 100V99H194ZM209 100H210V98H209ZM215 101H216V98L214 99ZM235 100V99H234ZM249 100V99H248ZM61 101V102H60ZM84 101V100H83ZM93 101H95V99H93ZM93 101H92V103H93ZM102 101V100H101ZM105 101H106V98H105ZM190 101V100H189ZM208 101V100H207ZM85 102H86V100H85ZM111 102V101H110ZM112 102H114V101H112ZM111 102V103H112ZM116 102V101H115ZM148 102V101H147ZM187 102V101H186ZM186 102H185V104H186ZM195 102V103H196ZM202 101H200L199 103H201ZM204 102V101H203ZM95 103V102H94ZM97 103V102H96ZM119 103V102H118ZM117 103V104H118ZM136 103V102H135ZM135 103H133V104H130V105H128L126 108H122V109H124V110H127V108H129V109H133L134 107H133V105H136ZM138 103V102H137ZM189 104H190V102H188ZM210 103V102H209ZM215 103V102H214ZM213 103V104H214ZM88 104V103H87ZM98 104V103H97ZM116 104V103H115ZM114 104V105H115ZM142 104H143V101H142ZM149 104V103H148ZM147 104V105H148ZM205 104V103H204ZM215 104H217V103H215ZM242 104V103H241ZM112 105V104H111ZM141 105V104H140ZM203 105V104H202ZM219 105V104H218ZM224 105V104H223ZM240 105V104H239ZM238 105V106H239ZM243 105V104H242ZM252 105V104H251ZM100 106V105H99ZM118 106V105H117ZM216 106V105H215ZM220 106V105H219ZM219 106H217V107H219ZM222 106V105H221ZM247 106V105H246ZM253 106V105H252ZM136 107V106H135ZM139 107V106H138ZM137 107V108H138ZM140 107H142V106H140ZM150 107H151V105H150ZM192 107V106H191ZM242 107V106H241ZM240 107V108H241ZM101 108V107H100ZM106 108H108V107H106ZM155 108V107H154ZM162 108V107H161ZM186 110H188V111H191V108H189L188 106L187 107H184ZM196 108V107H195ZM203 108H204V106H203ZM207 108V107H206ZM233 108H234V106H233ZM237 108V107H236ZM240 108H238V110L240 109ZM111 109V108H110ZM128 109V110H129ZM140 109H142V111H144L143 109H145V111L147 110L145 107H143V108H140ZM139 109V110H140ZM208 109V108H207ZM211 109H212V107H211ZM220 109V108H219ZM223 109V108H222ZM231 109V108H230ZM241 109H243V108H241ZM248 109V108H247ZM250 109V108H249ZM104 110V109H103ZM102 110V111H103ZM123 110V111H124ZM127 110V111H128ZM138 110V111H139ZM157 110V109H156ZM161 110V109H160ZM159 110V111H160ZM163 110V109H162ZM206 110V109H205ZM235 110V109H234ZM256 110V109H255ZM134 111V110H133ZM144 111V112H145ZM153 111V117H154V110H152ZM198 111V110H197ZM212 111H213V109H212ZM215 111H217V109L215 110ZM214 111V112H215ZM236 111V110H235ZM243 111V110H242ZM110 112H111V110H110ZM109 112V113H110ZM129 112H130V110H129ZM144 112H142V113H144ZM161 112V111H160ZM184 111L183 110H180L179 112H176V111H173L172 109H164L163 110V112H161V113H166V118L167 117H169V119L167 120L165 117H161L162 119H164L165 118V121L167 120L168 122V125H165V126H163V127H160L159 129H158V134H160L161 136H164V137H175V139H178V141H179V139H183L184 138V136L185 135H187L188 133L186 132V128H185V125H184V121H183V116L181 117V114L183 113ZM223 112H224V110H223ZM222 112V113H223ZM240 112V111H239ZM245 112V111H244ZM259 112V111H258ZM126 113V112H125ZM128 113V112H127ZM132 113H137V112H132ZM139 113V112H138ZM137 113V114H138ZM141 113V114H142ZM149 113H151V111H149ZM205 113V112H204ZM221 113V114H222ZM238 113V112H237ZM242 113V112H241ZM263 113H264V111H263ZM104 114H106V112L104 113ZM130 114V113H129ZM140 114V113H139ZM188 114H189V116H190V113L188 112ZM202 114V113H201ZM226 114V113H225ZM231 114V113H230ZM253 114V113H252ZM262 114V113H261ZM134 115V114H133ZM143 115V114H142ZM149 115V114H148ZM204 115V114H203ZM218 115V114H217ZM216 115V116H217ZM229 115V114H228ZM239 115H240V113H239ZM264 115V114H263ZM129 116V115H128ZM139 116V115H138ZM163 116V115H162ZM180 116V117H179ZM193 116V115H192ZM220 115H218V117H219ZM222 116V115H221ZM227 116V115H226ZM231 116V115H230ZM252 116V115H251ZM251 116H249V117H251ZM259 116H260V114H259ZM195 117V116H194ZM210 117V116H209ZM231 117H233V118H235L234 116H231ZM246 117V116H245ZM264 117V116H263ZM134 118V117H133ZM140 118H143L142 116L140 117ZM149 118H151L150 117V115H149ZM155 118L156 119H158V117H154V120H155ZM190 118H193V117H190ZM212 118V117H211ZM255 118V117H254ZM261 118V117H260ZM132 119V118H131ZM152 120H150V121H154L153 120V118H151ZM160 119V118H159ZM161 119V120H162ZM198 119V118H197ZM231 119V118H230ZM230 119H228V120H230ZM248 118H246V120H247ZM258 119V118H257ZM264 119V118H263ZM135 120V119H134ZM142 120H144V119H142ZM161 120H159V121H161ZM192 119H190V121H191ZM196 120V119H195ZM202 120V119H201ZM201 120H199V121H201ZM46 121V122H47ZM72 121V122H71ZM133 121V120H132ZM140 121V120H139ZM158 121V122H159ZM163 121V120H162ZM213 121V120H212ZM234 121V120H233ZM258 121V120H257ZM256 121V122H257ZM33 122V123H34ZM45 122V123H46ZM74 122V123H75ZM80 122H82V120H80ZM87 123H89L88 121H86ZM90 122H92V121H90ZM156 122V121H155ZM186 122V121H185ZM193 122V121H192ZM203 122V121H202ZM230 122V121H229ZM241 122V124H242V121H240ZM251 122V121H250ZM253 122V121H252ZM33 123H31L32 124V126L34 127L35 126V123L33 124ZM41 123V122H40ZM55 123V124H54ZM60 123V124H61ZM85 123V122H84ZM140 123V122H139ZM143 123V122H142ZM154 123V122H153ZM160 123V122H159ZM194 123V122H193ZM198 123H200V122H198ZM232 123V122H231ZM243 123H244V121H243ZM30 124V125H31ZM42 124V123H41ZM49 124H51L50 122H49ZM49 124L47 125L46 124V126H49ZM106 124V123H105ZM121 124H124L125 125V127H123V126H121ZM150 124V123H149ZM161 124V123H160ZM166 124V123H165ZM240 123H239V125H241ZM246 124V123H245ZM263 124V123H262ZM2 125V124H1ZM0 125V126H1ZM6 125V124H5ZM26 125H27V123H26ZM29 125V124H28ZM36 125H38V124H36ZM62 125V124H61ZM80 125V124H79ZM86 125V124H85ZM99 126V127H101V129L100 130H102V127H104L103 125L102 126ZM111 125V124H110ZM145 125V124H144ZM157 125H159V124H157ZM156 124H155V126H157ZM199 125V124H198ZM216 125V124H215ZM224 125V124H223ZM242 125H244V124H242ZM241 125V126H242ZM247 125H249V124H247ZM252 125V124H251ZM264 125V124H263ZM4 126V125H3ZM14 126V125H13ZM43 126V125H42ZM57 126H59V125H57ZM67 126V125H66ZM71 126H72V124H71ZM74 126H76V124L74 125ZM142 126V125H141ZM154 126V125H153ZM202 126V125H201ZM209 126V125H208ZM224 126H226V125H224ZM237 126H238V123H237ZM250 126V125H249ZM15 127V126H14ZM68 127V126H67ZM69 127H70V125H69ZM77 127H78V124H77ZM92 127V126H91ZM90 126H89V128H91ZM108 127V126H107ZM234 126H232V128H233ZM242 127H244V126H242ZM251 127H253V125L251 126ZM250 127V128H251ZM6 128V127H5ZM11 128V127H10ZM24 128V127H23ZM27 128H29V126L27 127ZM26 128V129H27ZM41 128V127H40ZM43 128V127H42ZM73 128V127H72ZM75 128V127H74ZM96 128V127H95ZM155 128V127H154ZM189 128V127H188ZM197 128V127H196ZM213 128V127H212ZM239 128V127H238ZM245 128H246V126H245ZM249 128V129H250ZM4 128H2V130H3ZM6 129H8V128H6ZM16 129V127L14 128V130ZM32 129H34V128H32ZM35 129H36V126H35ZM47 129V128H46ZM69 129V128H68ZM71 129V128H70ZM78 128H76L75 130H77ZM94 129V128H93ZM105 129V128H104ZM110 129V128H109ZM142 129H144V126L142 127ZM148 129V128H147ZM146 129V130H147ZM150 129V128H149ZM197 129H199V128H197ZM196 129V130H197ZM247 129V128H246ZM248 129V130H249ZM259 129V128H258ZM5 130V129H4ZM3 130V131H4ZM14 130H12V131H14ZM37 130V129H36ZM42 130H44V129H42ZM51 129H49V131H50ZM60 130V129H59ZM66 129L64 128V130L62 129V131H64L65 132V134H68V133H70V132H68L67 131V133H66V131H65ZM75 130H74V133H70V134H75ZM79 131L81 130V129H78ZM78 130H77V135H79V133H78ZM85 130V129H84ZM107 130H108V128H107ZM191 130H193V129H191ZM190 130V131H191ZM201 130V129H200ZM224 130H226V128L224 129ZM242 130H244L243 128L241 129V131ZM250 130H252V128L250 129ZM249 130V131H250ZM11 131V130H10ZM11 131V132H12ZM17 131H20V130H16V132ZM46 131V130H45ZM51 131H53V130H51ZM51 131H50V133H51ZM71 132H72V130H70ZM96 131H98V129L96 130ZM150 131H152V130H150ZM253 131V130H252ZM260 131V129L258 130V132ZM15 132V133H16ZM21 132V131H20ZM20 132H18V133H20ZM23 132V131H22ZM26 132H30V131H28V129H27V131H25V133ZM36 132V131H35ZM43 132V131H42ZM47 132V131H46ZM56 132V131H55ZM54 132V133H55ZM81 132H83V131H81ZM81 132H80V134H81ZM88 132V131H87ZM103 132V131H102ZM116 132V131H115ZM157 132V131H156ZM200 132V131H199ZM234 132V131H233ZM38 133H39V131H38ZM53 133V132H52ZM96 133H98V132H96ZM104 133V132H103ZM109 133H110V131H109ZM113 133V132H112ZM145 133H146V131H145ZM190 133V132H189ZM194 133H196V132H194ZM221 133V132H220ZM225 133V132H224ZM245 133V132H244ZM249 133V132H248ZM247 133V134H248ZM254 133H256L255 131L253 132V134ZM4 134V133H3ZM5 134H6V132H5ZM17 134V133H16ZM15 134V135H16ZM22 134V133H21ZM21 134H19V135H21ZM42 134V133H41ZM43 134H45V133H43ZM57 134H59V133H57ZM94 134V133H93ZM100 134V133H99ZM114 134H116V133H114ZM114 134H112L113 136H115ZM120 134V133H119ZM153 134H154V132H153ZM156 134V133H155ZM246 134V133H245ZM261 134H264L263 133V131H262V133ZM8 135V134H7ZM12 135V134H11ZM14 135V136H15ZM28 135V134H27ZM49 135V134H48ZM59 135H61V134H59ZM76 135V134H75ZM83 135H87V134H83ZM92 135V134H91ZM91 135H89L88 137H90ZM103 135V134H102ZM149 135V134H148ZM195 135V134H194ZM193 135V136H194ZM223 135V134H222ZM244 135V134H243ZM242 135V136H243ZM249 135V134H248ZM248 135H247V137H248ZM252 135V134H251ZM260 135V134H259ZM5 136V135H4ZM17 136H18V134H17ZM25 136V135H24ZM23 136V138L24 139H26L25 137ZM50 136H51V134H50ZM49 136V137H50ZM63 136V135H62ZM61 136V137H62ZM66 136V135H65ZM68 136L69 135H67V138H68ZM74 136V135H73ZM104 136L106 137V136H108L109 137V135H105L104 134ZM158 136V135H157ZM189 136L191 137V135L189 134ZM224 137H225V135H223ZM261 137H262V135H260ZM9 137V136H8ZM7 137V138H8ZM19 138H20V136H18ZM30 137H32V136H30ZM41 137V136H40ZM39 137V138H40ZM42 137H45L44 135L42 136ZM51 137H53V138H50V139H55L56 140V138H54L55 137V135L53 136V134H52V136ZM57 137H60V136H58L57 135ZM60 137V138H61ZM64 137V136H63ZM79 137V136H78ZM80 137H82V134L80 135ZM87 137V136H86ZM85 137V138H86ZM101 137H103V136H101ZM104 137V139H108V138H105ZM116 137V136H115ZM179 137V138H178ZM194 137H196V139H197V136H194ZM205 137V136H204ZM227 137V136H226ZM238 137H240V136H238ZM257 137H259V136H257ZM256 137V138H257ZM260 137V138H261ZM10 138V137H9ZM15 138H17V137H15ZM33 138V137H32ZM34 138H35V136H34ZM67 138L65 137V138H63V139H66V142H67ZM71 138V137H70ZM70 138H68V139H70ZM73 139L74 138H76V137H72ZM85 138H84V140H85ZM96 138V137H95ZM94 138V139H95ZM111 138V137H110ZM149 138H150V136H149ZM154 138V137H153ZM159 138H160V136H159ZM230 138H231V136H230ZM241 138V137H240ZM1 139V138H0ZM3 139H6L5 137H3ZM18 139V138H17ZM17 139H15L14 141H15V143L17 142ZM48 138L46 137V140H47ZM58 139V138H57ZM81 139V138H80ZM88 139H90V138H88ZM87 139V140H88ZM92 139V138H91ZM89 140V141H92V140H94V139H92V140ZM163 139V138H162ZM173 139V138H172ZM185 139H187L186 137H185ZM193 139V138H192ZM226 139V138H225ZM238 139V138H237ZM264 139V138H263ZM262 139V140H263ZM21 140H23V139H21ZM34 140V139H33ZM37 140L39 141V139L37 138ZM43 140V139H42ZM49 140V139H48ZM54 140V141H55ZM96 140V139H95ZM105 140V141H106ZM114 140H115V142H117L116 141V139L114 138ZM114 140L112 141L113 143H115L114 142ZM168 139L166 138V141H167ZM203 140H204V138H203ZM232 140V139H231ZM252 140V139H251ZM261 140V141H262ZM6 141H7V139H6ZM9 141V140H8ZM24 141H26V140H24ZM35 141V140H34ZM33 141V142H34ZM58 141H59V139H58ZM57 141V142H58ZM65 141V140H64ZM71 141V140H70ZM77 141V140H76ZM74 142V143H77L78 144V141L77 142ZM102 141V140H101ZM108 141H110V139L108 140ZM151 141V140H150ZM165 141V140H164ZM186 141V140H185ZM190 141H191V138H190ZM197 141V140H196ZM201 141V140H200ZM228 141V140H227ZM11 142V141H10ZM13 142V141H12ZM19 142V141H18ZM31 142V141H30ZM41 141H39V143H40ZM46 143H47V141H45ZM60 142L62 143L63 142V140L61 141L60 140ZM65 142V144H67ZM72 142V141H71ZM86 142V141H85ZM98 142V145L100 146V144H99V142L100 141H97ZM97 142H94V143H97ZM111 142V141H110ZM111 142V144H113ZM162 142V141H161ZM6 143V142H5ZM36 143V142H35ZM49 143V142H48ZM52 143V142H51ZM59 143V142H58ZM59 144L58 145V150L60 149L59 147H61L60 145H62V144ZM73 143V142H72ZM74 143H73V145H74ZM82 143V142H81ZM93 143V141H92V144L91 145H93L94 144ZM101 143V142H100ZM105 143V142H104ZM104 143H102V144H104ZM155 143V142H154ZM166 143V142H165ZM177 143V142H176ZM183 143H184V141H183ZM191 143H192V141H191ZM190 143V144H191ZM195 143V142H194ZM232 143V142H231ZM249 143V142H248ZM262 143V142H261ZM17 144V143H16ZM15 144V145H16ZM30 144V143H29ZM50 144V143H49ZM68 144H70V143H68ZM67 144V145H68ZM80 144V143H79ZM83 144V143H82ZM88 143H86L85 145H87ZM101 144V145H102ZM156 144V143H155ZM168 144H169V142H168ZM179 144V145H178ZM177 145L178 146H180V142L178 143ZM187 144V143H186ZM235 144V143H234ZM256 144H257V142H256ZM27 145V143L25 144V146ZM31 145V144H30ZM64 145V144H63ZM71 145V144H70ZM105 145V144H104ZM114 145V144H113ZM112 145V146H113ZM115 145H117V147H118V149L119 150H121L122 148H119L120 146H118L119 144H115ZM172 145H173V143H172ZM181 145H182V143H181ZM184 145V144H183ZM188 145H189V143H188ZM208 145V144H207ZM242 145V144H241ZM9 145H7V147H8ZM13 146V145H12ZM20 146V145H19ZM33 146V145H32ZM32 146H30V147H32ZM35 146V145H34ZM38 146V145H37ZM54 146V145H53ZM64 146H66V145H64ZM75 146V145H74ZM88 146H89V144H88ZM97 146V145H96ZM96 146H95V148H96ZM99 146H98V148H99ZM106 146V145H105ZM109 146H110V143H109ZM112 146H110V148L112 147ZM155 146V145H154ZM162 146V145H161ZM164 146V145H163ZM193 146V145H192ZM194 146H195V144H194ZM235 146V145H234ZM11 147V146H10ZM9 147V148H10ZM22 147V146H21ZM26 147H29V145L28 146H26ZM29 147V148H30ZM50 147V146H49ZM57 147V146H56ZM67 147V146H66ZM90 147V146H89ZM103 146H101V148H102ZM108 147V146H107ZM107 147H104V148H107ZM152 147V146H151ZM165 147V146H164ZM169 147V146H168ZM189 147H190V145H189ZM198 147V146H197ZM201 147V146H200ZM12 148V147H11ZM13 148H15V147H13ZM19 148V147H18ZM18 148H16V149H18ZM43 148V147H42ZM61 148H63V147H61ZM76 148H78V147H76ZM82 148V146L80 147V149ZM94 148V149H95ZM113 148H114V146H113ZM178 148V147H177ZM181 147H179V149H180ZM185 148V147H184ZM194 148V147H193ZM202 148V147H201ZM209 148V147H208ZM261 148V147H260ZM15 149V150H16ZM36 149V148H35ZM34 149V150H35ZM40 149H41V146H40ZM44 149V148H43ZM51 149H52V147H51ZM54 149H55V147H54ZM70 149H72V148H70ZM69 149V150H70ZM74 149V148H73ZM79 149V148H78ZM85 149V148H84ZM91 149V148H90ZM112 149V148H111ZM146 149H147V151H146ZM172 149V148H171ZM200 149V148H199ZM210 149V148H209ZM1 150V149H0ZM2 150H4V149H2ZM6 150V149H5ZM15 150H13V151H15ZM18 150H23L22 148L21 149H18ZM17 150V151H18ZM29 150V149H28ZM32 150H33V148H32ZM31 150V151H32ZM38 150V149H37ZM57 150V151H58ZM66 151V149H62V151ZM76 150V149H75ZM85 150H87V149H85ZM96 150V149H95ZM108 150V149H107ZM114 150H116V149H114ZM124 149H122V151H123ZM181 150H183L182 148H181ZM196 150V149H195ZM254 150V149H253ZM9 151H10V149H9ZM17 151H15V152H17ZM26 151V150H25ZM24 151V152H25ZM30 151V150H29ZM45 151V150H44ZM46 151H47V149H46ZM53 151V150H52ZM54 151H56V150H54ZM53 151V152H54ZM56 151V152H57ZM61 151V150H60ZM79 151V150H78ZM82 150H80V152H81ZM88 151V150H87ZM97 151V150H96ZM100 151V150H99ZM105 151V150H104ZM125 151V150H124ZM174 151V150H173ZM185 151V150H184ZM213 151V150H212ZM23 152V151H22ZM48 153H49V150L47 151ZM46 152V153H47ZM53 152H51V153H53ZM75 152H77V151H75ZM75 152H73V153H75ZM117 152V151H116ZM121 152V151H120ZM125 152V153H126ZM149 152V151H148ZM172 152V151H171ZM182 152V151H181ZM180 152V153H181ZM244 152V151H243ZM252 152V151H251ZM18 153H20V152H18ZM31 154H32V152H30ZM34 153H37V151L36 152H34ZM40 153H42L41 151H40ZM44 153V152H43ZM47 153V154H48ZM58 153H60V152H58ZM58 153L56 154L55 153V155H57L58 156ZM66 153L67 152H65V154H63V157L66 155ZM69 153V152H68ZM70 153H72L71 152V150H70ZM86 153H88V152H86ZM101 153V152H100ZM100 153H99V155H100ZM108 153H110V152H108ZM124 153V152H123ZM125 153L123 154V156L125 155ZM126 153V154H127ZM149 153H152L153 155H154V157H155V154H157V155H160V156H162L161 157V159L162 160H164L168 165H174V167L177 169V171H179V172H182V171H180V169H179V167H178V164H177V162L175 161V160H173L174 158H172L171 157V153H169V152H167V151H165L164 149H159V148H155V150H153L152 149V151L151 152H149ZM177 153V152H176ZM183 153V152H182ZM198 153H200V151L198 152ZM202 153V152H201ZM249 153V152H248ZM25 154L27 155V153L25 152ZM25 154H23L22 153V155H25ZM30 154V155H31ZM54 154V153H53ZM61 154V153H60ZM59 154V155H60ZM83 154V151L81 152V155ZM93 154V153H92ZM94 154H96L95 152H94ZM102 154V153H101ZM121 155H122V153H120ZM120 154H118V156L120 155ZM171 154V155H170ZM184 154V153H183ZM187 154H188V152H187ZM203 154V153H202ZM206 154V153H205ZM204 154V155H205ZM253 154V153H252ZM264 154V153H263ZM4 155H5V153H4ZM17 155V154H16ZM33 155V154H32ZM37 155V154H36ZM43 155V154H42ZM54 155V156H55ZM69 155V154H68ZM75 155V154H74ZM80 155V156H81ZM88 155V154H87ZM98 155V154H97ZM96 155V156H97ZM112 155H113V152H112ZM150 155V154H149ZM189 155V154H188ZM234 155V154H233ZM245 155V154H244ZM1 156V155H0ZM9 156V155H8ZM34 156H35V154H34ZM46 155H44V157H45ZM49 156H50V153H49ZM49 156H46L45 158H47L48 157V160H49ZM53 156V155H52ZM72 156H73V154H72ZM79 156V157H80ZM89 156V155H88ZM87 156V157H88ZM94 156V155H93ZM93 156H91V157H93ZM101 156V155H100ZM99 156V157H100ZM183 156V155H182ZM201 156H203V155H201ZM27 157H28V155H27ZM56 157V156H55ZM60 156H58V158H59ZM62 157V158H63ZM68 157H70V155L68 156ZM67 156H65V158H66V160H63V163H65L64 161H67V160H69V159H67L68 158ZM74 157V156H73ZM73 157H72V159H73ZM78 157V158H79ZM84 157H85V155H84ZM90 157V158H91ZM98 157V158H99ZM111 157H113V156H111ZM125 157V156H124ZM127 157V156H126ZM149 158H150V156H148ZM208 157V156H207ZM248 157V156H247ZM13 158V157H12ZM11 158V159H12ZM22 158V157H21ZM30 158H31V156H30ZM53 158V157H52ZM61 158V157H60ZM89 158V157H88ZM90 158H89V160H90ZM118 158V157H117ZM205 158V157H204ZM210 158V157H209ZM208 158V159H209ZM264 158V157H263ZM2 159H3V157H2ZM6 160L7 159H9L8 157L7 158H5ZM26 159V158H25ZM33 159V158H32ZM36 159V158H35ZM38 159V158H37ZM40 159V158H39ZM51 159V158H50ZM56 159V158H55ZM71 159V158H70ZM80 159H81V157H80ZM80 159H74V160H80ZM114 159V158H113ZM161 159H158V162H160L161 161ZM188 159H190V158H188ZM47 160V159H46ZM48 160H47V162H48ZM53 160V159H52ZM73 160V161H74ZM119 160V159H118ZM151 160V159H150ZM153 160H155V159H153ZM178 160V159H177ZM199 160V159H198ZM197 160V161H198ZM11 161V160H10ZM27 161V160H26ZM34 163H37L36 161H34V159L32 160ZM31 160H30V162H32ZM44 161H45V159L43 160V163H44ZM51 161V160H50ZM49 161V162H50ZM56 161H60V160H56ZM55 161V162H56ZM72 161V162H73ZM82 161V160H81ZM86 161V160H85ZM93 161H95V157H94V160ZM92 161V162H93ZM97 161V160H96ZM105 161H106V159H105ZM109 161V160H108ZM114 161V160H113ZM112 161V162H113ZM123 161V160H122ZM185 161H187V160H185ZM202 161V160H201ZM200 161V162H201ZM3 162V161H2ZM13 162H15V160L13 161ZM38 164H40V161L38 160ZM48 162V163H49ZM69 162H70V160H69ZM120 162H121V160H120ZM150 162V161H149ZM9 163V162H8ZM26 163V166H27V163L28 162H25ZM41 163H42V161H41ZM51 163L52 164H54L52 161L49 163L50 165H51ZM57 163H59V162H57ZM60 163H61V161H60ZM59 163V164H60ZM75 163H76V161H75ZM95 163V162H94ZM93 163V164H94ZM152 163H153V161H152ZM156 163V162H155ZM190 163V162H189ZM196 163V162H195ZM58 164V165H59ZM66 165H68L67 164V162L65 163ZM64 164V165H65ZM74 164V163H73ZM80 164V163H79ZM117 164V163H116ZM128 164V163H127ZM135 164V165H136ZM31 165V164H30ZM42 165V164H41ZM56 165L57 164H55V167H56ZM75 165V164H74ZM81 165V164H80ZM79 165V167H81ZM89 165H90V163H89ZM95 165V164H94ZM103 165V164H102ZM102 165H101V167H102ZM106 165V164H105ZM109 165V164H108ZM137 165H139V164H137ZM150 165V164H149ZM155 165V164H154ZM204 165V164H203ZM22 166V165H21ZM37 166V165H36ZM44 166V165H43ZM45 166H46V164H45ZM53 167H54V165H52ZM61 166V164L59 165V167ZM70 166H71V163H70ZM70 166H68L67 167V169L69 168H71ZM73 166V165H72ZM77 166H78V164H77ZM84 166V165H83ZM87 166V165H86ZM97 166H98V164H97ZM131 166V165H130ZM146 166V165H145ZM180 166V165H179ZM185 166V165H184ZM20 167V166H19ZM28 167V166H27ZM32 166H30V168H31ZM37 167H39V166H37ZM49 167V166H48ZM47 167V168H48ZM52 167V168H53ZM58 167V166H57ZM56 167V168H57ZM66 167V166H65ZM74 167H76V166H74ZM85 167V166H84ZM88 167V166H87ZM96 167V166H95ZM104 167V166H103ZM110 167H112V166H110ZM114 168L116 167V166H113ZM112 167V168H113ZM133 167V166H132ZM203 167V166H202ZM201 167V168H202ZM9 168V167H8ZM11 168V167H10ZM23 168V167H22ZM34 168V167H33ZM40 168H42L41 166H40ZM51 168V169H52ZM61 168V167H60ZM64 168V167H63ZM62 168V169H63ZM92 167H90L89 168V170L88 171H90V169H91ZM99 168V167H98ZM106 168H107V166H106ZM135 168V167H134ZM138 168V167H137ZM155 169V171L158 173V175H156V174H153V176H154V179L156 180V181H158L161 185H162V187L164 188V187H169V186H171L172 185V183H171V185H169L170 183L162 176V177H160V172H162V171H164V169H162V167H161V169H158L159 167L157 166V168L156 167H154ZM184 167L182 166V169H183ZM26 169V168H25ZM44 169H46V167H44ZM55 169V168H54ZM58 169V168H57ZM66 169V170H67ZM81 169L83 170V167H81ZM80 169V170H81ZM117 169V168H116ZM129 169V168H128ZM151 169V168H150ZM156 169H158V170H160V172L158 171V170H156ZM1 170V169H0ZM20 170V169H19ZM23 170V169H22ZM35 170H37V169H35ZM43 170V169H42ZM73 170V169H72ZM74 170H76V169H74ZM77 170L79 171V168H77ZM115 170V169H114ZM130 170V169H129ZM152 170V169H151ZM188 170V169H187ZM14 171V170H13ZM21 171V170H20ZM41 171V170H40ZM54 171V170H53ZM59 171V170H58ZM83 171H85V168H84V170ZM94 171V170H93ZM103 171H104V169H103ZM135 171V170H134ZM137 171V170H136ZM176 171V170H175ZM174 171V172H175ZM189 171V170H188ZM11 172V171H10ZM33 172V171H32ZM31 171H30V173H32ZM37 172H39V171H37ZM50 172H51V170H50ZM66 172H68V171H66ZM91 172H92V170H91ZM125 172H129V171H125ZM191 172V171H190ZM23 173H25V172H23ZM46 173V172H45ZM80 173V172H79ZM82 173V172H81ZM80 173V174H81ZM87 173V172H86ZM96 173V172H95ZM98 173V172H97ZM99 173H101V172H99ZM98 173V174H99ZM107 173V172H106ZM120 173V172H119ZM124 173V172H123ZM141 173V172H140ZM153 173H155V172H153ZM195 173V172H194ZM206 173V172H205ZM210 173V172H209ZM238 173V172H237ZM64 174V173H63ZM66 174V173H65ZM71 175L73 174V173H70ZM80 174H78L79 176H80ZM83 174H84V172H83ZM82 174V175H83ZM88 175H89V172L87 173ZM131 174H133V173H131ZM174 174V173H173ZM181 174V173H180ZM187 174V173H186ZM12 175V174H11ZM34 175H35V172H34ZM39 175V174H38ZM75 174H73V176H74ZM78 175H76V176H78ZM91 175V174H90ZM96 175V174H95ZM111 175H112V173H111ZM117 175V177L119 176L120 177V174H116ZM164 175H166V174H164ZM167 175H168V173H167ZM170 175V174H169ZM195 175V174H194ZM13 176V175H12ZM16 176H17V174H16ZM15 176V177H16ZM21 175H19V177H20ZM24 176V175H23ZM29 175H27V177H28ZM91 176H93V175H91ZM90 176V177H91ZM100 176V175H99ZM107 176V175H106ZM121 176H122V174H121ZM137 176V175H136ZM141 176V178H142V176L143 175H140ZM183 175H181V177H182ZM215 176H216V173H215ZM14 177V178H15ZM37 177V176H36ZM44 177H46V176H44ZM72 177V176H71ZM84 178H85V176H83ZM94 177V176H93ZM97 177V176H96ZM102 177V176H101ZM114 177V176H113ZM123 177V176H122ZM129 177V176H128ZM171 176H169L168 178H170ZM188 177V176H187ZM186 177V178H187ZM197 178H198V176H196ZM34 178H35V176H34ZM39 178V177H38ZM38 178H37V180H38ZM63 178V177H62ZM104 178V177H103ZM109 178H110V175H109ZM112 178V177H111ZM110 178V179H111ZM130 178H133V177H131L130 176ZM144 178V177H143ZM147 178V177H146ZM178 178H180V177H178ZM183 178H184V176H183ZM67 179H68V176H67ZM72 179V178H71ZM74 179H75V177H74ZM88 179V178H87ZM92 179V178H91ZM107 180H108V178H106ZM105 179V180H106ZM114 179V178H113ZM119 179V178H118ZM118 179H116V180H118ZM120 179H122V178H120ZM185 179V178H184ZM212 179H213V177H212ZM3 180V179H2ZM9 180V179H8ZM19 180V179H18ZM17 180V181H18ZM36 180V181H37ZM40 180V179H39ZM45 180H46V178H45ZM45 180H43V181H45ZM63 180V179H62ZM69 181H70V179H68ZM76 180V179H75ZM93 180V179H92ZM100 181L102 180V179H99ZM133 180V179H132ZM175 180H176V178H175ZM43 181H41V183L43 182ZM64 181V180H63ZM62 181V182H63ZM81 181H82V179H81ZM89 181L91 182V180L89 179ZM126 181H128V180H126ZM135 181V180H134ZM136 181H138V180H136ZM141 181V180H140ZM179 181V180H178ZM187 181V180H186ZM191 181V180H190ZM196 180L194 179V181L193 182H195ZM198 181V180H197ZM217 182H218V180H216ZM29 182H32L31 180L29 181ZM28 182V184L30 185V183ZM49 182V181H48ZM71 182H72V180H71ZM75 182V181H74ZM78 182V181H77ZM102 182H105V181H103L102 180ZM111 182V181H110ZM110 182H106V183H109V185H110ZM113 182V181H112ZM116 182H118V181H116ZM172 182H174V180L172 181ZM176 182V181H175ZM188 182V181H187ZM221 182V181H220ZM256 182V181H255ZM254 182V183H255ZM10 183V182H9ZM11 183H12V181H11ZM14 183V182H13ZM33 183H34V181H33ZM39 183V182H38ZM38 183H37V185H38ZM50 184L52 183V181L50 180V182H49ZM70 183V182H69ZM69 183L67 184V185H69ZM79 183V182H78ZM105 183V184H106ZM129 183V182H128ZM141 183H143V181L141 182ZM181 183V182H180ZM204 183H207V182H204ZM7 184V183H6ZM16 184V183H15ZM35 184V183H34ZM42 184H44V182L42 183ZM41 184V185H42ZM54 184V183H53ZM56 184V183H55ZM59 184V183H58ZM101 184V183H100ZM113 184V183H112ZM130 184V183H129ZM128 184V186H130ZM146 184V183H145ZM174 184V183H173ZM191 184V183H190ZM208 184V183H207ZM245 184V183H244ZM14 185V184H13ZM57 185V184H56ZM56 185H55V187H56ZM63 185V187H64V184H62ZM72 185V184H71ZM95 185V184H94ZM98 185H99V183H98ZM103 185H104V183H103ZM116 185V184H115ZM120 185V184H119ZM121 185H122V183H121ZM124 185V184H123ZM133 185V184H132ZM144 185V184H143ZM150 185H152V184H150ZM182 185H183V183H182ZM192 185V184H191ZM199 185V184H198ZM202 185H204V184H202ZM227 185V184H226ZM247 185V184H246ZM24 186V185H23ZM25 186H27V185H25ZM43 186V185H42ZM44 186H46V185H44ZM58 186V185H57ZM65 186H66V183H65ZM78 186H80V185H78ZM102 186V185H101ZM105 186V185H104ZM149 186V185H148ZM181 186V185H180ZM184 186V185H183ZM182 186V187H183ZM16 187H17V185H16ZM22 187V186H21ZM68 187V186H67ZM73 188V190L75 189L74 188V186H72ZM84 187H85V184H84ZM92 187V186H91ZM94 187V186H93ZM96 187H98V186H96ZM174 187H176V186H171V190H172V188H173V191L171 192V193H173L174 192ZM179 187V186H178ZM185 187H187V184H186V186ZM188 187H190V186H188ZM228 187V186H227ZM254 187V186H253ZM26 188V187H25ZM24 188V189H25ZM28 188V187H27ZM31 188H32V186H31ZM37 188H38V186H37ZM45 189H46V187H44ZM62 188V187H61ZM70 188V187H69ZM78 188H80V187H78ZM83 188V187H82ZM89 187H87V189H88ZM99 188H100V186H99ZM116 188V187H115ZM127 188V187H126ZM169 188H167V189H169ZM235 188V187H234ZM12 189V188H11ZM13 189H15V185H14V188ZM18 189V188H17ZM20 189H22V188H20ZM20 189H18V190H20ZM34 189H35V185H34ZM41 189H43L42 187H41ZM53 189V188H52ZM56 189V188H55ZM59 189V188H58ZM81 189V188H80ZM86 189V190H87ZM90 189V188H89ZM93 189H95V188H93ZM104 189V188H103ZM129 189V188H128ZM161 189V188H160ZM176 189H177V187H176ZM180 189H182L181 187H180ZM224 189V188H223ZM226 189V188H225ZM17 190V191H18ZM38 190V189H37ZM49 190V189H48ZM47 190V191H48ZM61 190V189H60ZM63 190V189H62ZM67 190V189H66ZM69 190V189H68ZM83 190V189H82ZM85 190V191H86ZM99 190V189H98ZM102 190V189H101ZM161 190H163V189H161ZM178 190V189H177ZM185 190H186V188H185ZM199 190V189H198ZM236 190V189H235ZM234 190V191H235ZM243 190V189H242ZM29 191V190H28ZM28 191H27V193H28ZM50 191V193H51V189L49 190ZM57 191V189L55 190V192ZM91 190H89L88 192H90ZM164 191V190H163ZM166 191H168V190H166ZM233 191V192H234ZM246 191V190H245ZM9 192V191H8ZM7 192V193H8ZM15 192V191H14ZM25 192V191H24ZM23 192V193H24ZM30 192V191H29ZM32 192V191H31ZM35 192V191H34ZM44 191H42V193H43ZM59 192V191H58ZM64 192H65V190H64ZM63 192V193H64ZM68 191H66V193H67ZM77 192V191H76ZM81 192V191H80ZM83 192V191H82ZM103 192H104V190H103ZM147 192V191H146ZM153 192H154V189H153ZM158 192V191H157ZM159 192H161V191H159ZM179 192V191H178ZM181 192V194L180 195H182L183 194V192H182V190L180 191ZM179 192V193H180ZM187 192V191H186ZM227 192L230 194V191H228L227 190ZM236 192V191H235ZM242 192V191H241ZM264 192V191H263ZM37 193H39V191L37 192ZM53 193V192H52ZM98 193V192H97ZM96 193V194H97ZM130 193V192H129ZM128 193V194H129ZM140 193V192H139ZM145 193V192H144ZM148 193V192H147ZM151 193V192H150ZM167 193V192H166ZM190 193V192H189ZM192 193V192H191ZM240 193V192H239ZM238 193V194H239ZM18 194H19V191H18ZM31 194V193H30ZM45 194V193H44ZM60 194H61V192H60ZM77 194V193H76ZM82 194V196H85V199H87L86 198V195H83L84 194V192L83 193H81ZM86 194V193H85ZM90 194V193H89ZM95 194V195H96ZM104 194V193H103ZM149 194V193H148ZM153 194V193H152ZM162 194H164L163 192H162ZM161 194V195H162ZM184 194H186L185 192H184ZM183 194V195H184ZM188 194V193H187ZM222 194V193H221ZM224 194H225V192H224ZM228 194V195H229ZM235 194V193H234ZM28 195V194H27ZM39 195H41L40 193H39ZM47 195H48V193H47ZM58 195V194H57ZM56 195V196H57ZM63 195V194H62ZM61 195V196H62ZM65 195V194H64ZM69 195V197H70V195L71 194H68ZM72 195L74 196V194L72 193ZM79 195V194H78ZM77 195V196H78ZM94 195V193H92V196ZM105 195V194H104ZM123 195V194H122ZM130 195V194H129ZM131 195H134V194H131ZM145 195V194H144ZM150 195V194H149ZM167 195V194H166ZM171 195V194H170ZM174 195V194H173ZM193 195V194H192ZM191 194H190V197L192 196ZM232 195V194H231ZM239 195H241V194H239ZM238 195V196H239ZM247 194H245V196H246ZM12 196L14 197V195L12 194ZM22 196H24V194H22ZM37 196V195H36ZM49 196V195H48ZM47 196V197H48ZM67 196V195H66ZM65 196V197H66ZM87 196H88V193H87ZM97 196V195H96ZM155 196H156V194H155ZM159 196V195H158ZM243 196V195H242ZM245 196H244V198H245ZM33 197V196H32ZM63 197V196H62ZM61 197V198H62ZM75 197V196H74ZM73 197V198H74ZM93 197H95V196H93ZM100 197V196H99ZM98 197V198H99ZM108 197V196H107ZM142 197V196H141ZM145 197V196H144ZM161 197V196H160ZM183 197V196H182ZM186 197V196H185ZM241 197V196H240ZM247 197V196H246ZM250 197V196H249ZM15 198V197H14ZM50 198V197H49ZM67 198V197H66ZM101 199H102V197H100ZM172 198V197H171ZM252 198V197H251ZM257 198H259V197H256V199ZM26 199V198H25ZM32 199V198H31ZM38 199V198H37ZM36 199V200H37ZM52 199H53V197H52ZM70 199V198H69ZM69 199H67L68 201H70ZM80 199V198H79ZM81 199H83V198H81ZM80 199V200H81ZM88 199H89V197H88ZM87 199V200H88ZM94 199V198H93ZM100 199V200H101ZM107 199H109V198H107ZM106 199V200H107ZM143 199V198H142ZM153 199H154V201L156 200L154 197H153ZM159 199V198H158ZM177 199V198H176ZM188 199H190V198H188ZM193 199H195L194 198V196H193ZM248 199V198H247ZM253 199V198H252ZM0 200H1V202L5 205V206H7V203L5 202V200H4V194H3V192L2 191H0ZM19 200V199H18ZM33 200V199H32ZM39 200V199H38ZM44 200V199H43ZM42 200V201H43ZM49 200V199H48ZM56 199H54L53 201H55ZM61 200V199H60ZM64 200V199H63ZM66 200V199H65ZM90 200H92L91 198H90ZM96 200H97V198H96ZM99 200V199H98ZM97 200V201H98ZM105 200V199H104ZM103 200V201H104ZM151 200V199H150ZM166 200V199H165ZM199 200V199H198ZM198 200H197V202H198ZM258 200V199H257ZM256 200V201H257ZM259 200H261V199H259ZM257 201L258 203L260 202V201ZM27 201H29V200H27ZM26 201V202H27ZM45 201H47V200H45ZM58 201V200H57ZM114 201H116V200H114ZM136 201V200H135ZM175 201V200H174ZM243 201V200H242ZM252 202L254 201V199L253 200H251ZM263 201V200H262ZM25 202V203H26ZM33 201H31V203H32ZM61 202V201H60ZM59 202V203H60ZM65 202V201H64ZM67 202V201H66ZM72 202V201H71ZM77 202V201H76ZM88 202V201H87ZM99 202V201H98ZM109 202H110V200H109ZM140 202V201H139ZM156 202V201H155ZM188 202V201H187ZM241 202V201H240ZM255 202V201H254ZM21 203H24V202H22L21 201ZM35 203V202H34ZM34 203H33V206H34ZM42 203V202H41ZM52 203V202H51ZM55 203V202H54ZM57 203V202H56ZM70 202H68V204H69ZM81 203H82V201H81ZM85 203V202H84ZM103 203V202H102ZM135 203V202H134ZM143 203V202H142ZM166 203V202H165ZM175 202H173L172 204H174ZM182 203V202H181ZM199 203V202H198ZM220 203V202H219ZM244 204V206L246 207V205L247 204H245V203H247L246 201L245 202H243ZM250 203V198H249V202H248V204ZM28 204H30V202L28 203ZM61 204H62V202H61ZM64 204V203H63ZM62 204V205H63ZM66 204V203H65ZM83 204V203H82ZM96 204V206H98L97 204H99V203H95ZM106 204V206L108 205L107 203H105ZM115 204H117V203H115ZM146 204V203H145ZM150 204V203H149ZM158 204V203H157ZM160 204V203H159ZM201 204V203H200ZM241 204V203H240ZM27 205V204H26ZM32 205V204H31ZM39 205V204H38ZM45 205V204H44ZM61 205V206H62ZM67 205V204H66ZM71 205H72V203H71ZM73 205H74V203H73ZM80 205V204H79ZM84 205V204H83ZM89 205H91V204H89ZM94 205V204H93ZM113 205V204H112ZM118 205V204H117ZM144 205V204H143ZM186 205H187V203H186ZM193 205H194V203H193ZM256 205H258V204H256ZM22 206H24V205H22ZM53 206V205H52ZM59 206V205H58ZM58 206H55L56 208L58 207ZM68 206V205H67ZM100 206V205H99ZM103 208L105 207V205L103 206V205H101ZM111 206V205H110ZM110 206H108V207H110ZM164 206V205H163ZM171 206V205H170ZM177 206V205H176ZM198 206V205H197ZM197 206H195V207H197ZM200 206V205H199ZM250 206V205H249ZM253 206H255V203H253ZM252 206V207H253ZM21 207V206H20ZM28 207V206H27ZM26 207V208H27ZM31 207V206H30ZM40 207V206H39ZM49 207V206H48ZM60 207V206H59ZM76 207V206H75ZM78 207V206H77ZM81 207V206H80ZM91 207V206H90ZM149 207V206H148ZM147 207V208H148ZM153 207V206H152ZM159 207V206H158ZM158 207H157V209H158ZM173 207V206H172ZM183 207V206H182ZM194 207V208H195ZM24 208V207H23ZM29 208V207H28ZM32 208V207H31ZM30 208V209H31ZM36 208V207H35ZM46 208V207H45ZM52 208V207H51ZM61 208V207H60ZM59 208V209H60ZM74 208V207H73ZM79 208V207H78ZM121 208V207H120ZM131 208V207H130ZM150 208V207H149ZM156 208V207H155ZM191 208V207H190ZM189 208V209H190ZM193 208V209H194ZM251 208V207H250ZM255 208V207H254ZM22 209V208H21ZM42 209V208H41ZM41 209H39V210H41ZM49 209V208H48ZM82 209V208H81ZM99 209V208H98ZM102 209V208H101ZM108 209H110V208H108ZM137 209V208H136ZM153 209V208H152ZM151 209V210H152ZM171 209H173L174 210V208H171ZM177 209V208H176ZM252 209V208H251ZM19 210V209H18ZM55 210V209H54ZM61 210V209H60ZM66 210H68V209H66ZM66 210H63V211H65L66 212ZM73 210V212L75 211L74 209H72ZM88 210V209H87ZM114 211H115V209H113ZM139 210V209H138ZM167 210V209H166ZM165 210V211H166ZM169 210V209H168ZM178 210H179V208H178ZM198 210V209H197ZM199 210H200V208H199ZM202 210H203V207H202ZM24 211H25V209H24ZM35 211V210H34ZM37 211V210H36ZM47 211V210H46ZM49 211V210H48ZM48 211H47V213H48ZM58 211V210H57ZM85 211V210H84ZM95 211H96V209H95ZM94 211V212H95ZM99 211V210H98ZM101 211V210H100ZM103 211L105 212V210H103L102 209V213H103ZM107 212L109 211V210H106ZM118 210H116L115 212H117ZM120 211V210H119ZM128 211V210H127ZM163 211V210H162ZM175 211V210H174ZM190 211V210H189ZM195 211H196V209H195ZM249 211V210H248ZM250 211H252V210H250ZM42 212V211H41ZM54 212V211H53ZM70 212V211H69ZM76 212V211H75ZM80 212V211H79ZM83 212V210H81V213ZM88 212V211H87ZM112 212V210L111 211H109L108 213H111ZM132 212V211H131ZM145 212V211H144ZM153 212V211H152ZM155 212V211H154ZM161 212V211H160ZM201 211H199V213H200ZM40 213V212H39ZM62 213V212H61ZM77 214H78V211L76 212ZM90 213H92V212H90ZM107 213V214H108ZM117 213H119V212H117ZM122 213H125L124 211L122 212ZM129 213V212H128ZM169 213V212H168ZM174 213V212H173ZM177 214H179L180 215V213H178V212H176ZM195 213V212H194ZM247 213H249V212H247ZM4 214H5V212H4ZM45 214V213H44ZM63 214H64V212H63ZM68 214V213H67ZM66 214V215H67ZM76 214V215H77ZM84 214V213H83ZM93 214H95V213H93ZM100 214V213H99ZM103 214H105V213H103ZM120 214V213H119ZM118 214V215H119ZM131 214V213H130ZM135 214V213H134ZM133 214V215H134ZM140 214V213H139ZM145 214V213H144ZM147 214V213H146ZM154 214V213H153ZM152 214V215H153ZM177 214H174V216L175 215H177ZM188 214V213H187ZM190 214V213H189ZM197 214V213H196ZM251 214H253V213H251ZM251 214H249V215H251ZM28 215V214H27ZM39 215V214H38ZM70 215V214H69ZM110 215V214H109ZM124 215H126V214H124ZM138 215V214H137ZM142 215V214H141ZM181 215H182V213H181ZM192 215V214H191ZM4 216V215H3ZM45 216V215H44ZM47 216V215H46ZM72 216V215H71ZM75 216V215H74ZM80 216V215H79ZM89 217H90V215H88ZM92 216V215H91ZM97 216V215H96ZM101 216H102V214H101ZM104 216V215H103ZM107 216V215H106ZM112 216H113V214H112ZM128 216V215H127ZM131 216V215H130ZM136 216V215H135ZM64 217H66V216H64ZM76 217V216H75ZM74 217V218H75ZM86 217H87V214H86ZM85 217V218H86ZM88 217V218H89ZM108 217V216H107ZM110 217V216H109ZM146 217H147V215H146ZM146 217H144V218H146ZM150 216H148V218H149ZM177 217V216H176ZM180 217V216H179ZM2 218V217H1ZM33 218V217H32ZM45 218V217H44ZM71 218V217H70ZM69 218V219H70ZM92 218H95V216H93ZM97 218V217H96ZM95 218V219H96ZM103 218V217H102ZM113 218H115V217H113ZM120 218H122L121 217V215H120ZM128 218V217H127ZM127 218H126V221H127ZM135 218V217H134ZM142 217H140V219H141ZM203 218V217H202ZM9 219V217L7 218V220ZM10 219H13L14 220V218L11 216V218ZM107 219V218H106ZM105 219V220H106ZM133 219V218H132ZM131 219V220H132ZM137 219H138V217H137ZM173 219V218H172ZM177 219V218H176ZM46 220V219H45ZM67 220V219H66ZM89 220V219H88ZM108 221H109V218L107 219ZM112 219H110V223L112 222L111 221ZM114 221H117V219H113ZM118 220H119V218H118ZM124 220V219H123ZM122 219L120 220V221H123ZM139 220V219H138ZM142 220V219H141ZM148 220V219H147ZM171 220V219H170ZM169 220V221H170ZM20 221V220H19ZM75 221V220H74ZM76 221H77V218H76ZM79 221V220H78ZM85 220L84 219H82V223L84 222ZM92 220H90V222H91ZM94 221V220H93ZM102 221V220H101ZM104 221V220H103ZM102 221V222H103ZM108 221H107V223H108ZM125 221V222H126ZM135 221V220H134ZM140 221V220H139ZM160 221V220H159ZM172 221V220H171ZM187 221V220H186ZM236 221V220H235ZM33 222V221H32ZM44 222V221H43ZM67 222V221H66ZM72 222V221H71ZM86 222V221H85ZM89 222V221H88ZM87 222V223H88ZM98 222V221H97ZM119 222V221H118ZM125 222H122V223H125ZM145 222H146V219H145ZM181 222V221H180ZM183 222V221H182ZM203 222V221H202ZM26 223V222H25ZM68 223V222H67ZM70 223V222H69ZM96 222H94V224H95ZM110 223H109V226H110ZM113 223V222H112ZM111 223V224H112ZM115 223V222H114ZM141 223V222H140ZM173 223V222H172ZM38 224V223H37ZM53 224V223H52ZM73 224H75V223H73ZM79 224V223H78ZM86 224V223H85ZM92 224H93V222H92ZM97 224V223H96ZM118 224V223H117ZM137 224V223H136ZM146 224H147V222H146ZM151 224V223H150ZM153 224V223H152ZM158 224V223H157ZM156 224V225H157ZM160 224V223H159ZM184 224V223H183ZM27 225V224H26ZM50 225V224H49ZM68 225V224H67ZM70 225V224H69ZM68 225V226H69ZM90 225V224H89ZM106 224H104V226H105ZM120 225H122L121 223H120ZM126 226L127 224H123V226ZM143 225V224H142ZM154 225V224H153ZM153 225H152V227H153ZM34 226H36V224L34 225ZM56 226V225H55ZM108 226V225H107ZM106 226V227H107ZM116 226V225H115ZM115 226H114V228H115ZM136 226V225H135ZM144 226V225H143ZM147 226L149 227L150 225H148L147 224ZM186 226H187V224H186ZM185 226V227H186ZM53 227V226H52ZM70 227V226H69ZM87 227H90V226H87ZM95 227V226H94ZM120 227V226H119ZM127 227H128V225H127ZM129 227H130V223H129ZM128 227V228H129ZM146 227V226H145ZM182 227V226H181ZM38 228V227H37ZM40 228V227H39ZM64 228V227H63ZM75 228V227H74ZM77 228V227H76ZM82 228V227H81ZM86 228V227H85ZM93 228V227H92ZM96 228V227H95ZM108 229H109V227H107ZM111 228V227H110ZM118 228V227H117ZM124 228V227H123ZM147 228V227H146ZM151 228V227H150ZM166 228V227H165ZM188 228V227H187ZM195 228V227H194ZM25 229V228H24ZM28 229V228H27ZM33 229V228H32ZM60 229V228H59ZM61 229H62V227H61ZM83 229V228H82ZM51 230V229H50ZM57 230V229H56ZM55 230V231H56ZM65 230V229H64ZM69 230H70V228H69ZM86 230V229H85ZM90 230H91V228H90ZM102 230V229H101ZM105 230H106V228H105ZM128 230V229H127ZM130 230V229H129ZM133 230V229H132ZM154 230H157V229H154ZM183 230V229H182ZM185 230V229H184ZM6 231V233H7V235H8V237L10 236V237H13V238H16V239H21V240H23V241H25L28 245H31V240L32 239H30V235L29 234H25L21 229H17V228H15V227H13V226H9V228L7 229V230H5ZM32 231V230H31ZM47 231V230H46ZM77 231V230H76ZM87 231V230H86ZM85 231V232H86ZM89 231V230H88ZM92 231V230H91ZM107 232H108V230H106ZM110 231H112V229L110 230ZM122 231H123V229H122ZM136 231V230H135ZM142 231V230H141ZM147 231L148 230H146V233H147ZM151 231V230H150ZM34 232V231H33ZM61 232V231H60ZM97 232H99V230L97 231ZM102 232V231H101ZM119 232H120V230H119ZM129 231H127V233L126 234H129L128 233ZM145 232V231H144ZM152 232V231H151ZM151 232L149 233V234H151ZM154 232V231H153ZM156 232V231H155ZM163 232V231H162ZM165 232V231H164ZM27 233V232H26ZM29 233V232H28ZM46 233V232H45ZM56 233H59V232H56ZM87 233V232H86ZM124 233V232H123ZM192 233V232H191ZM52 234V233H51ZM50 234V235H51ZM110 234V233H109ZM113 234H115V233H113ZM113 234H111V235H113ZM117 234V233H116ZM132 234V233H131ZM158 234V233H157ZM156 234V235H157ZM180 234H181V232H180ZM193 234V233H192ZM59 235V234H58ZM90 235V234H89ZM132 235H134V234H132ZM136 235V234H135ZM158 235H160V234H158ZM47 236H48V233H47ZM80 236H82V234L80 235ZM85 236H88V235H85ZM84 236V237H85ZM92 236V235H91ZM101 236H102V234H101ZM119 236V235H118ZM123 236V235H122ZM125 236V235H124ZM128 236V235H127ZM130 236V235H129ZM149 236H153V235H149ZM195 236V235H194ZM199 236V235H198ZM203 236V235H202ZM34 237V236H33ZM38 237V236H37ZM50 237V236H49ZM58 237V236H57ZM84 237H82V239L84 238ZM90 237V236H89ZM117 237V236H116ZM132 237V236H131ZM130 237V238H131ZM136 237V236H135ZM159 237V236H158ZM161 237V236H160ZM170 237V236H169ZM179 237V236H178ZM192 237V236H191ZM200 237V236H199ZM198 237V238H199ZM32 238V237H31ZM35 238V237H34ZM48 238V237H47ZM51 238V237H50ZM88 238V237H87ZM91 239V243H93L92 242V237H90ZM108 238V237H107ZM126 238V237H125ZM128 238V237H127ZM151 238V240H152V237H150ZM155 238V237H154ZM195 238H197L196 236H195ZM201 238V237H200ZM199 238V239H200ZM55 239V238H54ZM53 239V240H54ZM81 239V240H82ZM85 239H86V237H85ZM89 239V238H88ZM116 239V238H115ZM139 239V238H138ZM149 239V238H148ZM156 239H158V238H156ZM165 239V238H164ZM167 239H168V237H167ZM166 239V240H167ZM172 239V238H171ZM191 239V238H190ZM203 239H205V238H203ZM202 239V240H203ZM232 239V238H231ZM12 240V239H11ZM44 240V239H43ZM96 240H98V239H96ZM112 240V239H111ZM163 240V239H162ZM22 241V242H23ZM36 241V240H35ZM84 242H85V240H83ZM89 241V240H88ZM126 241V240H125ZM130 241V240H129ZM154 241H156V240H154ZM158 241L160 242V240L158 239ZM206 241H208V240H206ZM210 241V240H209ZM8 242V241H7ZM50 242H51V240H50ZM54 242H56V241H54ZM77 242V241H76ZM95 242V241H94ZM104 242V241H103ZM109 242V241H108ZM128 242V241H127ZM135 242V241H134ZM157 242V241H156ZM194 242V241H193ZM198 242V241H197ZM204 242V241H203ZM4 243V242H3ZM36 243H37V241H36ZM35 243V244H36ZM56 243H58V242H56ZM60 243H61V241H60ZM106 243V242H105ZM133 243V242H132ZM143 243V242H142ZM161 243V242H160ZM188 243V242H187ZM200 243V242H199ZM201 243H202V241H201ZM219 243V242H218ZM7 244V243H6ZM82 244V243H81ZM90 244V243H89ZM96 244V243H95ZM100 244V243H99ZM157 244H159V243H157ZM204 244V243H203ZM207 244V243H206ZM221 244V243H220ZM11 245V244H10ZM58 245V246H57ZM56 246V248L58 249V247H59V244H57ZM65 245V244H64ZM62 243H61V246L60 247H62V246H64ZM70 245V244H69ZM69 245H68V249L70 248L69 247ZM118 245V244H117ZM122 245V244H121ZM127 245V244H126ZM133 245V244H132ZM149 244H147V246H148ZM163 245V244H162ZM210 245V244H209ZM214 245H215V242H214ZM217 245H219V244H217ZM222 245V244H221ZM27 246V245H26ZM55 246V245H54ZM53 246V247H54ZM85 246V245H84ZM88 247H89V245H87ZM134 246V245H133ZM136 246V245H135ZM155 246V245H154ZM159 246L161 247V244H159ZM158 246V247H159ZM165 246H169V245H165ZM170 246H173L172 244L170 245ZM186 246V245H185ZM202 246V245H201ZM102 247V246H101ZM124 247V246H123ZM164 247V245L162 246V248ZM21 248V247H20ZM63 248V247H62ZM61 248V249H62ZM64 248H65V246H64ZM95 248V247H94ZM148 248H149V246H148ZM165 248V247H164ZM167 248V247H166ZM170 248V247H169ZM168 248V249H169ZM203 248V247H202ZM9 249V248H8ZM56 249V250H57ZM101 249V248H100ZM138 248H136V250H137ZM155 249V248H154ZM168 249H167V252H168ZM212 249V248H211ZM215 249V248H214ZM219 249V248H218ZM3 250V249H2ZM25 250V249H24ZM70 250V249H69ZM127 250V249H126ZM132 250V249H131ZM142 250V249H141ZM149 250V249H148ZM153 250V249H152ZM162 250H164V249H162ZM63 251V250H62ZM73 251V250H72ZM81 251V250H80ZM160 251V250H159ZM206 251H208V250H206ZM205 251V252H206ZM2 252V251H1ZM68 252V251H67ZM67 252H66V254H67ZM154 252H155V250H154ZM213 252L215 253V251L213 250ZM216 252H217V250H216ZM218 252H220L219 250H218ZM70 253V252H69ZM170 253V252H169ZM202 253V252H201ZM221 253V252H220ZM20 254V253H19ZM66 254H65V256H66ZM156 254V253H155ZM208 254V253H207ZM216 255H219V254H217V253H215ZM37 255V254H36ZM62 255V254H61ZM68 255V254H67ZM162 255H163V253H162ZM168 255V254H167ZM210 255V254H209ZM10 256V255H9ZM15 256V255H14ZM22 256V255H21ZM30 256V255H29ZM64 256V257H65ZM171 256V255H170ZM189 256V255H188ZM187 256V257H188ZM202 256H204V255H202ZM208 256V255H207ZM62 257H63V255H62ZM76 257V256H75ZM182 257H183V255H182ZM205 257V256H204ZM213 257V256H212ZM72 258H73V256H72ZM153 258V257H152ZM162 258V257H161ZM64 260H65V258H63ZM60 256H58V255H53V261H49L51 264H52V262H53V264H64L65 262H64V260H63ZM67 259V258H66ZM164 259V258H163ZM187 259V258H186ZM207 259V258H206ZM218 259H219V257H218ZM217 259V260H218ZM72 260V259H71ZM74 260V259H73ZM73 260H72V262H73ZM160 260V259H159ZM169 261V260H168ZM40 262V261H39ZM68 262V261H67ZM72 262H70V263H72ZM186 262V261H185ZM220 262V261H219ZM227 262V261H226ZM229 263V262H228ZM69 264V263H68Z\"/></svg>",
	"mask_w": 264,
	"mask_h": 264
}]
</instances>
